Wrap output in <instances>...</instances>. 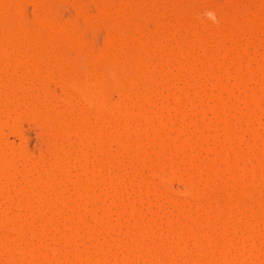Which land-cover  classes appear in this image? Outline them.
<instances>
[{
    "label": "rangeland",
    "instance_id": "374dc122",
    "mask_svg": "<svg viewBox=\"0 0 264 264\" xmlns=\"http://www.w3.org/2000/svg\"><path fill=\"white\" fill-rule=\"evenodd\" d=\"M16 1H18V4L16 3ZM16 1H14L15 3L13 1H10V0L8 3L6 1L7 6L10 5L9 9L11 11L9 10L10 13L8 12V14L6 13L7 11H5V13H6L5 18H4V16H5L4 11H3L4 15H2L3 13H2V11H0V17L3 16L0 19L4 23H6V25H9L11 27L15 24H20V23L28 24L31 27L30 31H29L31 33V35H29L30 33L28 32L29 34H27V36H26V39H25L26 41L24 40V43H26V45L23 46L20 44V42H19V44H16L17 46L21 45L22 48L19 46L20 48L17 50L18 47L16 45H14V46H16V47H13L15 52H13V49L10 50L11 52L9 51L11 53L9 56V57H11V60H10V58L8 59V57L6 59H4L6 56H3V59L0 62V69H1L0 75H2L0 77V119L2 121L1 122L2 126L0 127V135H1L2 140L0 143L2 144L3 147L5 146L7 151L10 150L9 147H11V149H12L11 151H9V154L7 151H5V152H7V154L5 155L6 158H10L9 155L11 156V158H13V156L14 157L16 156L15 157L16 164L19 163V165H17L19 170L17 169L18 172H15V174L13 176L15 181L12 180L10 183L7 182V184H6V180L4 179V177L0 176L1 177L0 178V186H1L0 187V203H1L0 204V217H2L3 215H7V217L10 216V218H11V216L16 217V218L12 217L10 219V221L5 222V224L0 221V236H1L0 237V251H1L0 252V264H56V263H58V264H67V263L68 264H90V263L91 264H96V263L97 264H100V263H102V264H132L133 262L136 264L137 263L138 264H165V262H166V264H173V263L174 264L175 263L176 264H182V263L183 264L184 263L185 264H228V263L229 264H264V180H263L264 179V167H263L264 166V141H263L264 140V112H261V110H257V108H254L256 106L255 103L253 104L254 107H253V105L250 106L254 109L249 108V104L251 103L250 102L251 101L250 96H252V97L258 96V99H259V97L262 99L260 101H263V102L261 104V102L259 101L260 103L258 105V108H259L260 104L262 107L264 106V74H261V72H260V69L261 70L264 69V66H263V69H262V67H260L261 63L264 60L259 61V63H258V61L255 62L256 61L255 59H257L258 57H260V60H262L261 58L263 56L261 53L260 54L257 53L256 58H254V55L252 56V53L255 54L253 51H255L256 48H257L256 52L258 50L262 52V49H263L261 46L255 45V44H258L255 41L258 42V39H260L264 36V31L263 30L261 31L263 33L262 34L263 36L261 35V33L259 31L260 29H262L261 25L264 24V20H263L264 19L263 18L264 17V11H263L264 10V0H194L196 3L192 2V0H190V1L189 0H161L162 2L160 0L159 1L158 0L157 1L156 0H16ZM11 2H13V3H11ZM125 2H126V4H125ZM43 3H45V4H43ZM191 3H192V5H191ZM128 4H130V6ZM160 4H162V5H160ZM124 5H125V8H123ZM140 5H141V7H140ZM110 6H111V8H110ZM119 6L122 7V9H120ZM49 7L51 8L50 10H52L50 12H49ZM79 7H81V8H79ZM114 7H115V9L117 7L121 11H118L119 13L113 12L114 13L113 14L110 11L111 10L114 11L113 10ZM163 7H164V9H163ZM188 7L190 9H192V11L190 9H188L189 13L186 11ZM217 7H219V8H217ZM104 8H106L105 10H107V12L112 13L113 16L110 13H107V15H105V13H102L101 10H103V12H104ZM221 8H223V10ZM19 9H20V11H19ZM15 10L16 11L18 10V11L16 12ZM44 10L46 12H44ZM22 11H24V12H22ZM161 11H163V12H161ZM225 11H227L228 13H226ZM147 12H149V13H147ZM82 13H83V15H82ZM183 13L184 14L188 13V15L191 17L190 19L192 21V24H194V25H196V23L198 24V25H196V26H198V29H195V30L201 31L200 26H203L204 24H205V26H206V24L211 25V27H208V28H209V30L213 29L212 31L216 32V34H214V35L218 39L220 36L219 33L225 34V37L223 36L225 38V40H226V38H228V36L230 37L231 36L230 30L232 29V27L235 30H237L235 32V30L232 29V31H234L235 34L239 33V35H240L241 32L242 33H243V31L245 32V29L243 30L241 28L243 31L239 30V28L242 27L241 24H243V27H244V23L248 24L250 26L249 30H248L249 27H244V28H247L246 30L249 31V34L245 32L244 36L242 33H241L242 35L238 36V38H240V39H238V41L242 40V42L239 41L243 44L242 47L248 48L247 50H249L248 51L249 56H248V54L247 55L245 54L246 49L243 52L242 48H239L238 44L235 45L234 43H232L233 42L232 40L226 41L227 42L226 45H228L229 49H231L230 47L232 44V45H235V47H238L239 50H241V51H239L238 48H234L235 52H236V50H238L239 54L242 53L241 55H238V56L243 55L242 56L243 58L239 57L237 59L238 56L235 53L234 55L236 57H234V60L236 59L235 60L236 62L234 60H233V62L236 64L240 63V64H238V66L243 65L244 68L246 67L245 70H247L249 72V74H250V71L248 69H252V68L256 67L257 64H260L258 66L260 68L259 72H257L258 71L257 68H256V70H254L255 68L253 69V71H256V73H260V74H256L255 72L252 73L253 75L250 74L251 75L250 78L251 77H253V78H252V80L249 79V82L247 81L248 80V78H247L248 72L245 71L243 68V73H247L245 76H243V78L246 77L245 79L247 81V85L250 86V88L248 87L245 89V90L248 89L247 91L243 92V89L245 88V86H244V88L242 85H241V87H239L238 83H240L239 79H241V77L237 78V80H236V78H235L236 75L235 76H231V75L228 76V74L230 72L228 73L226 71H223V69L221 67H220L221 69L215 68V67H217L216 66L217 63L213 62V59L208 60L209 57L206 59V57L208 55L205 57L207 63L204 61V55H203L204 51L199 46V45H201V41H199V40H200V38H203L202 35L200 37V34H202V33L200 32V34H199V31L198 32H196V31L192 32L191 31L193 29V28L191 29V27H190L191 24H190V26H188L189 22H191V21H185L187 19V16H185L186 14L184 15ZM218 13H219V15H218ZM42 16L43 17L47 16L48 19H50V17H52L54 19V22H59L61 24H62V22H63V24L65 23V25H63V24L62 25L65 26L66 29L69 27L67 30L68 34H67V31L65 32L66 29L65 30L63 29L64 30V32H63L62 27H61V30L59 29L60 31L58 32L57 30H55V28H52L54 30H50L51 29L50 25H49V27H47L46 26L47 24L44 25V23H42L45 27V28H42V25L39 24L40 22H43L42 21L43 19L41 18ZM189 16H188V18H189ZM256 16H258V17H256ZM259 16L260 17L262 16L261 17L262 21L259 20V19H261ZM221 17L224 19H220V20H222V21L227 20L228 22H226L224 24H223V22L221 23V21H219V18H221ZM37 18H39V19H37ZM238 18L240 19V21ZM250 18L252 19V21L255 19V21L257 22V24H256V22L253 21L256 24L255 32L258 31V33H260L258 35L260 37L259 38L256 37L257 39L255 38V40H253L254 35L257 36V34L253 31V29L255 28V24L253 25V23H252L250 25V21H251V20H249ZM40 19H42V20L40 21ZM241 19H243V20L246 19V20H245V22L244 21L242 22ZM256 19L259 21H257ZM46 20H44V21H46ZM187 20H189V19H187ZM235 20L239 23L237 24L236 22H234ZM2 21H1V23H2ZM37 21H38V23H37ZM160 21H161V23H159ZM164 21H166V22H164ZM167 21H170L169 24ZM260 21L263 23H261ZM171 22H172V24H171ZM186 22L188 24L187 25L188 27L187 26L186 27L187 28L190 27L189 32L187 33L184 30V32L182 31L179 34H175V36H173L172 33L176 32V29L178 30L180 28L181 24H179V23L186 25ZM240 22H242V23L240 24ZM258 22L261 24H259ZM71 23H73V24H71ZM235 23H236V25H235ZM233 25H235V26L238 25V26L235 28ZM259 25H260V29H258ZM65 27H63V28H65ZM126 27H128V28H126ZM216 27H218V31L216 30L217 29ZM219 27H220V29H219ZM251 27H253V28H251ZM7 28H9V27H7ZM7 28H6V32L4 31L5 34L6 33L8 34V32H9L7 30ZM194 28H196V27H194ZM263 28H264V26H263ZM11 29H10V31H12ZM72 29H74V30H72ZM161 30L164 32H162ZM211 30L209 31V35H211V33H214ZM239 31H241V32H239ZM2 32L0 29V40H2L1 38H4V37H5L4 39L6 40L7 36L3 33L5 35L4 36L2 34ZM37 32L38 33L41 32L40 35L43 37L46 36L48 34V32H49L48 35H50V37L54 33L55 36L53 35V37L55 39H53V42H54V40L56 41V43L58 42L59 47H58V43L56 44L55 42H54V47L56 46L57 48H54L52 45H49L50 47L45 46L44 49H42L44 45H42V47L41 46L40 47L34 46L35 41L33 38L36 39V34H37V37L40 36ZM71 32H73V34ZM217 32H218V36H216ZM32 33H33V35H32ZM10 34H13V33H10ZM252 34H254L253 38L249 36V35L252 36ZM108 36L109 37L115 36V38L113 37L114 41H112L114 45L111 43L113 45V47L108 45V40H109ZM242 36H243V38H245V36H248V39H249V40L247 39L248 43H252V40H253L255 46L252 47L253 44L251 46V44L244 43L245 42L244 39H241ZM57 37H58V39H56ZM147 37H149V38H147ZM215 37H213V39H212V35L210 37L207 35V37H206L207 40L205 42H207V44L209 43V45H211L214 48L215 44L218 46V44H217L218 41H216L217 38H215ZM220 37H222V35ZM120 38H121V41H120ZM214 38L216 40H214ZM145 39H146V41H145ZM27 40L29 41V43H30V40H31V42L32 41L34 42V43L32 42V43L28 44V45H31L32 47L34 46L33 49H32V47L30 48V46L27 45V42H28ZM76 40L79 42H77ZM263 40H260V41H262V45L264 47V43H263L264 41ZM229 41H232V42L229 43ZM70 42H71V44H70ZM121 42H122V44H121ZM144 42H147V43H145V45H144ZM21 43H23V42H21ZM74 43H76V45ZM190 44L192 47H190ZM244 44H246V46ZM209 45H207L208 49L211 47ZM248 45L250 48L248 47ZM9 46H8V49L10 47L12 48V44L10 47ZM51 46L53 48L52 50H51ZM77 46H79V47H77ZM107 46H109V47H107ZM161 46H162V49H161ZM121 47H123V48H121ZM168 47L170 48V50ZM212 47L209 50H211ZM36 48H38V49H36ZM39 48H41V49H39ZM215 48H216L215 49L216 51L220 50L216 46H215ZM154 49H155V51H154ZM188 49L190 50V54H187V53H189ZM191 49L193 50V53H194L193 57H195L196 59L203 58L201 60L199 59V61L203 60L205 62V65H206L205 66L203 62L202 63L200 62L202 65H204V67L206 69L203 68L202 71L203 72L205 71V72L202 73L201 76L198 75L199 78L197 75H195L196 73L195 74L193 73L194 71L192 72V71L188 70V69H190V65H188L189 68H187V64H189V63H186V61L190 60V58H193V57L187 56L188 59H186L185 55L186 54L192 55L193 53H192ZM171 50L173 52H175V54H176V55H174V57L176 56L175 59H177L175 61L173 60L174 58L173 59L171 58V56H173V55L168 54V52ZM101 51L103 53H101ZM201 51H203V53H201ZM221 51H223V50H220L219 52H221ZM82 52H85V53L88 52V53L93 54V56L91 54H89V55H91V57L89 56L90 58L88 57V53L86 55L84 54L85 57H88L87 59L89 62H87L85 57H83ZM113 52H115V53H113ZM238 52H237V54H238ZM34 53H35V55H34ZM50 53H51V55H50ZM124 53H126V55ZM197 53L198 54L201 53L199 55V58H198ZM221 53H224V52H221ZM262 53H264V52H262ZM12 54H14V55H12ZM15 54H17L16 55L17 57H15ZM19 54H22V55H19ZM53 54L54 55L58 54V55L55 57ZM244 54L248 58H245ZM96 55H99V56H96ZM168 55H170L171 59L170 58L169 59L171 61L168 60V58H167ZM38 56H40V57H38ZM141 56L142 57L144 56L143 62H142ZM12 57H14V59ZM26 57H28V58H26ZM250 57H252V58L249 59ZM18 58L21 59V61L19 60L21 63L19 62V63L14 64L15 62H12V61H18ZM22 58H23V61L25 58H26V60L29 59L30 61L25 60V62H23ZM122 58H123L124 62L126 61V64L123 62ZM150 58H152L153 62L150 61ZM41 59H43V60L45 59L44 62L46 64H47V61L50 62V60H51V62L50 63L48 62V64H49V66H52V68L54 70L48 66L45 67L46 65H44V62L43 63L38 62L39 64L40 63L42 64V65L40 64L41 67H39V64L37 63V61H42ZM242 59H244V60H242ZM253 59H254V61H253ZM5 60H7V61L5 62ZM32 60H35V61L33 62ZM54 60H56V62H53ZM85 60H86V62H85ZM192 60L195 61L194 58L191 59V61ZM229 60H230V57H229L227 62H228V64H230V66L228 68L232 72V68H234L236 66V64H235V66H233V64H232L233 62L230 63L231 60L230 61ZM8 61H10V62H8ZM114 61H116V63ZM118 61H121L122 64L124 66H126V68H128V70H127L124 67L125 69H123V70H126L130 76L134 77L135 75L138 76L139 74H141V75L143 74L142 77H140V79L142 78V82L138 81V84H137L138 86L136 85V87H133V86L130 87L131 91L129 90V93L132 92V90L134 93L135 92L139 93L140 92L139 90L141 89L142 92L139 93V95L143 94V96H141V97L144 99V95H146V97H147V95L149 94L148 96L150 98L148 99V97H147V101L150 100L151 103L150 102L147 103L141 97H140L141 98L140 99L138 97V95H137V97L139 99L135 95L134 96L137 99L133 95H130V96H133L132 98L135 100H133V99L128 100L129 98L125 99L126 95H125V97L122 95L123 93H121L118 86L114 84V79L112 80L113 73H116V72H114V70L117 71L113 67L116 66V64L118 65ZM197 61L198 60H196V62ZM26 62H27V64H26ZM154 62L157 63L158 65H156L157 69H155V71L152 73L151 71L154 70L153 67L155 66ZM241 62H242V64H241ZM33 63H35V64L37 63V65H36L37 71L36 72L34 69L35 65L32 66ZM51 63H52V65H51ZM162 63H163V65H162ZM166 63L168 64L169 67L166 66L167 65ZM200 63H198L199 66H200ZM211 63H213V66H215V67H213ZM19 64H21L22 67ZM23 64L25 67L23 66ZM17 65H18V67H16ZM26 65H28V66L31 65L32 67L27 68ZM94 65L98 66L95 68H96V70H98L97 72L100 74V75L98 74L100 76V78L103 76L101 78V80L103 79L104 84H106L105 89H104V87L102 88V90L100 88H97L100 91L96 89L97 94L96 93L95 94L97 96H99L98 98H99V100L101 99L100 101L97 99V97L96 98L94 97L92 99H85L84 98L82 100L83 97H80L78 94H76L77 93V91H75L76 90V84L80 83V85H82L84 83L87 86H89V83L91 84V78L89 77L88 71L91 68V66H94ZM152 65H154V66H152ZM181 65L184 66L185 69H182L184 67H182ZM231 65L233 67H231ZM252 65L254 67H252ZM263 65H264V62H263ZM55 66H56V68H55ZM61 66H63L64 69ZM146 66H147V68H146ZM179 66H181L180 70H183V71H182L181 75L179 74L176 76V73H177L176 70L179 69ZM209 66H212L213 73L210 71L209 68H211V67H209ZM240 66H239V68H240ZM176 67L178 69H176ZM247 67H248V69H247ZM239 68H237V69H239ZM27 69H28V71H26ZM33 69H34V71H33ZM140 69H141V71H140ZM200 69H202V67ZM216 70L218 71V73L220 72L221 76H223V77L227 76V78L225 77L224 80L221 79V80H223L222 83H226L225 79L227 81V84H222L223 87H224V85H228V87L233 88L231 91L232 93H233V90H235L233 95L229 90L228 93L231 94L230 98H227V97H229L230 94L228 95L226 93V91H223V89L224 88L227 89V87L223 88L222 85L219 84L221 82H218L217 80H216V83L218 82V84L221 87L215 83L214 79L216 78V76L213 78V74H214V72L217 73ZM235 70H233V72H232L233 75L236 73V72H234ZM43 71H45V72H43ZM60 71H61V73H60ZM126 71L124 73H127ZM200 71H198L199 74H200ZM26 72H28V74ZM163 72L164 73L166 72V73L164 74ZM190 72H191V74H190ZM262 72H264V70ZM218 73H217V75H218ZM254 73L258 77L257 79H256V76L254 75ZM51 75H52V77H51ZM68 75H69V77H68ZM182 75H184L185 77ZM64 76H66V77H64ZM152 76H153V78H152ZM254 77H255V79H254ZM15 78H17V79H15ZM48 78H49V80H48ZM178 78L180 81L178 80ZM26 79H27V81H26ZM62 79H63V81H62ZM72 79H74V80L76 79V81L73 82ZM78 79L79 80L81 79V81L79 82ZM70 80L72 81V84L69 83ZM158 80H160V83H158ZM246 81H244V82H246ZM254 81H256V82H254ZM20 82L23 84H21ZM43 82H45V83H43ZM76 82H79V83H76ZM242 82L243 81H241V83ZM244 82H243V84H244ZM107 83H108V85H107ZM231 84L233 85L232 87H231ZM213 85H214V87H213ZM29 86H31V87H29ZM25 87H27V88H25ZM24 88H25V90H24ZM152 88H154V89H152ZM180 88L181 89L183 88V89L181 90ZM136 89H137V91H134ZM143 90L144 91L147 90L148 93L145 94V92ZM252 90H254V91H252ZM173 91H174V93H173ZM203 91H205V92H203ZM23 92H24V94H23ZM98 92H99V94H98ZM133 92L130 94H134ZM155 92H156V94H155ZM192 92L193 93L196 92L194 96H193ZM184 93H186V95ZM205 93H207V94H205ZM253 93L255 96H253ZM256 93H258V94H256ZM103 94L105 97L103 96ZM210 94L215 95L216 97L213 96V97H215L213 99V98L209 97V96H211ZM250 94H252V95H250ZM75 95H77V96L75 97ZM175 95H177V96L181 95L182 101L180 100V96L178 97V99H176L177 96H175ZM78 96H79V101H78ZM101 97H103V98H101ZM155 97H156V99H155ZM174 97H176L175 100H174ZM105 98L107 100H105ZM162 98H163V100H162ZM216 98H218L217 101L215 100ZM192 99L194 100V102L192 101ZM199 99H200V101H199ZM202 99H204V100H202ZM137 100H139V101L141 100L140 102H142V100H143V104L142 105H141V103L139 104V102ZM157 100H158V102H157ZM190 100L192 101L191 103H190ZM27 101H30V102L27 103ZM50 101H52V102H50ZM55 101H56V103H55ZM133 101H134V105H131V104H133ZM136 101H137V103H135ZM103 102L104 103L106 102V104H104ZM154 102H156V104ZM160 102L163 104V106H161L162 104ZM216 102H218L219 104ZM51 103H53V104H51ZM118 103L121 105L119 106ZM125 103H126V106L128 107V109H130V111L127 110L129 112V114L131 111L133 112V110H134V113H136L137 110L139 112L142 110V112L144 113V117L139 116L136 120L132 121L130 118L132 117L133 113L129 116L124 115V114H126L124 112L125 111L124 109H127V107H126V108L122 109L123 110L122 113H124L122 116V119L120 120L119 118H117L118 116L116 114H118L119 111L118 112H116V111L121 109L122 106L124 107ZM194 103H196L197 106ZM144 104H145V106L143 107ZM185 104H186V106H185ZM232 104L234 106H232ZM214 105H215V108H214ZM210 106H212V107H210ZM216 106H217V108H216ZM70 107H72V108H70ZM173 107H174V110H173ZM176 107L179 108L180 110L177 109ZM228 107L229 108L231 107V109H229ZM108 108H109V110H108ZM42 109H44L45 111H43ZM143 109H145V111H148L147 118H146L147 112H144ZM152 109H154V110H152ZM161 109H162V111H161ZM176 109L178 111L175 114ZM203 109H205V110H203ZM77 110L80 111L81 113L80 112L77 113L78 112ZM151 110H152V112H151ZM163 110H164V112H163ZM168 110H170L169 111L170 113L167 112ZM230 110H232L231 113L229 112ZM236 110H239L240 112L237 111L236 114H234V112ZM73 111L75 113H77L78 115L73 113ZM215 111L218 112V117L216 116L217 118L214 117V115L216 113ZM242 111L245 112L246 114L250 113V116H249L250 118L247 117L248 119L246 120V118L244 117L246 115L244 114V116H243ZM88 112L90 113L89 117H91V121L86 120V122H88V123H86V122H83V120H82V122H81L80 118L81 117L84 118L86 113H88ZM128 112H127V114H128ZM162 112H163V114H162ZM106 113H107V115H106ZM180 113H182V114H180ZM240 113H242V116ZM8 114H10L11 116L9 115L10 116L9 117ZM91 114L93 117L91 116ZM95 114H96L97 118L94 116ZM136 114H138V113H136ZM42 115L48 116L49 120L45 119V121L42 123L43 119H40V118H43ZM161 115H163V116H161ZM219 115H222V116L220 117ZM231 115H234L238 118L231 116ZM125 116L127 117V119L123 118ZM11 117L13 118V120ZM17 117L19 120L17 119ZM38 117H40V118H38ZM128 117H130V118H128ZM165 117H167V118H165ZM223 117H225V120L229 119V121L230 120L235 121V119H237L240 122L235 121L234 123H236V128L233 127V129H232L231 126H233V125L230 124L231 126L229 125L230 127H228L227 125H225L223 123L224 121L216 120L219 118L223 119ZM240 117H243V119H245V121H243V119H241ZM83 118H81V119H83ZM104 118H105V120H103ZM96 119H97V121H96ZM147 119L149 122L146 121ZM47 120H48V122H47ZM160 121H162L165 126L164 125L162 126L161 125L162 123L160 124ZM197 121H198V123H197ZM89 122H91V124ZM103 123H105V124H103ZM155 124H157V125H155ZM158 124H160L161 129L165 128L164 133L162 132L163 129L161 130ZM67 125H69V126H67ZM90 125H91V127H90ZM61 126H62V128H61ZM154 126L155 127L157 126V128L155 129ZM179 126H180V128H179ZM185 126L187 129L184 128ZM203 127H204V129H203ZM91 128L92 129L94 128V129L92 130ZM211 128H213V129H211ZM228 128H230V129H228ZM76 129H77V132L75 131ZM66 130H67V132H66ZM97 130H101V132L100 131L98 132ZM116 130H117V132H116ZM155 130H156V132H155ZM182 130H184V132L185 131L186 132L184 133ZM196 130H199V131L201 130V132L203 131V133H205V134L201 135L203 133H201L199 131L196 132ZM228 130L229 131L231 130V132L229 133ZM86 131H88L87 134H85ZM154 132L156 133V136H155ZM181 132H183V133L181 134ZM99 133L100 134L102 133L101 136ZM84 134H85V137H84ZM160 135H161L163 140L161 138H158V137H160ZM177 135L179 137H183V138L186 135H187V137L192 136L193 139L196 138L194 140V142L192 141L193 139H190V140L192 141L193 144H195V142H196V144L198 143L196 145L197 147L195 146V149H194L193 146L188 147V144H184V146L179 145L181 143L178 144V142L175 141L176 140L175 137H177ZM152 136L157 137L158 139L157 138L154 139ZM164 136H165V138H164ZM179 137H177V138H179ZM81 138H83V139H81ZM155 140H157V141H155ZM159 140H160V142L162 141V143H161L162 146L160 145V148H159V144H158ZM173 140H174V142L172 143ZM179 140H180V138H179ZM59 142L63 143L64 145L60 144ZM87 142H88V144H93V145L90 146L87 144ZM150 142H151V144H149ZM175 142H177V143H175ZM216 143H218V144L216 145ZM8 144H9V146H8ZM55 144L56 145L58 144L57 145L58 148L63 147L65 149H67L68 154L66 153L65 154L66 156H64V154L55 153L53 151V149L55 147H57V146L53 147V145H55ZM135 144H137V145H135ZM157 144H158V146H157ZM173 144H175V145H173ZM139 145H141V146L139 147ZM199 145H202V146H199ZM250 145H252L251 148H249ZM89 146L91 148H89ZM161 147L162 148L165 147L166 151L163 150L164 151L163 152ZM155 148L159 152H154V151H157ZM22 149L23 150L25 149L26 153H24L25 150L23 152ZM79 149H81V150H79ZM131 149H132V151H131ZM140 149H143V150L140 151ZM202 149H203V151H202ZM80 151H81V153H80ZM218 151H222V153L223 152L224 153L222 154L221 152H218ZM244 151L246 152L245 155H247V156L242 159L241 152H244ZM93 152L95 154L96 153L97 154L95 155ZM147 152H149V153H147ZM165 152H166V154H165ZM10 153H13L12 154L13 156ZM23 153H24V155H23ZM219 153H221L222 156L224 155L225 159L224 158L220 159L221 155H219V158L216 157V156H218ZM79 154H80V157H82V158L78 157ZM21 155H23V156H21ZM59 156H60V158H58ZM142 156L144 158H142ZM153 156H155V157H153ZM136 157H138V158H136ZM53 158H54V160H53ZM77 158H80V160H78ZM158 159H160V160H158ZM56 160H58V161H56ZM76 160H78V161H76ZM117 160H118V162H117ZM123 160H124V162H123ZM84 161L85 162L87 161V162L85 163ZM153 161L156 163L154 164ZM219 161H220V163H219ZM48 162H49V164H48ZM102 162L104 163V165ZM107 162H109V163H107ZM22 163H23V165H22ZM68 163L70 166L67 165ZM157 163H159V165ZM62 164L67 166V170H71V172L69 171L70 173H68V171L65 170V171H67V173H66L64 170H62L63 169V168H61ZM79 164H82V165H79ZM241 166H243V167H241ZM112 168H113V170H112ZM213 168L214 169L216 168V170H214V173H212L213 170L212 171L210 170ZM233 168H234V170H233ZM93 169L96 170V172H100V174L102 176H104L105 178H103V180L101 178L102 181H100V180H98V179H100L98 176L93 177L94 175H90L93 173V172L90 173V171ZM97 170H99V171H97ZM223 170H224V173H223ZM207 171H209L208 173H212L213 175L212 174H210L211 176L209 174L207 175L206 174ZM25 173H26V175H25ZM117 174H120L118 176H120V178H122V181H123L122 183H121V180L119 179V177L116 176ZM121 174H123V176ZM67 175H68L70 180L67 179L68 178ZM101 175H99V176H101ZM33 176H36V177L39 176L37 178V180H38L37 183H33L31 181L33 179ZM52 176H53V178H52ZM81 177H83V178H81ZM86 178H87V182L90 183L89 184L90 188H89L88 192H84L82 189H80V186L78 185L79 182H77V181H81L83 179L86 180ZM58 179L63 180L61 185L62 186L64 185L65 187L64 186L63 187L62 186L55 187L56 186L55 182L58 181ZM94 179H97V180H94ZM224 179L227 180V182H225ZM109 181H111V182H109ZM14 183H15V185H14ZM98 183H100V184H98ZM22 184L24 185V187L29 192H33V193L29 194V196H30L29 202H31V201L32 202L30 204H28V206H27V204L24 203L25 202L24 201L25 196H23L22 192L19 191V189H18L20 186H22ZM116 184H117V186H116ZM67 185L70 187H68ZM101 187L103 188V190H105L104 192L101 189ZM1 188H3V189H1ZM105 188L108 191H106ZM186 188H187V190H186ZM40 189L43 191L42 193L39 192ZM117 189H118V191L121 190L120 193L123 192L122 194H124L125 197H121L119 192H115V191H117ZM194 189H195V191H194ZM191 191H193V192H191ZM38 192L40 194H38ZM77 192L78 193L81 192V194L79 193L80 194L79 204L78 203L75 204L76 203L75 201L70 200L72 197H74V195ZM90 192H91V194L101 193L102 199L95 201L94 197L90 196L91 195ZM16 193L18 194V196ZM105 193H108V194H105ZM113 193H115V194H113ZM145 193H147V194H145ZM9 194H10V196H9ZM110 194H112V195H110ZM118 194H119V196H118ZM13 195H14V197H13ZM102 195H103V197H102ZM104 195L107 197V199ZM2 196L4 198H2ZM40 196H41V198H40ZM68 197H69V200L71 202L68 201V199H67ZM91 197H92V199H91ZM120 198H122V199H120ZM127 198H129V199H127ZM113 199L117 203V205H115V206H114V204H116V203L113 201ZM143 199H146V201ZM180 199H181V201H180ZM122 202H124L125 204ZM52 203H54L52 205L53 207L51 206ZM175 203H176V205H175ZM57 204H58V206H57ZM82 204H84L83 206H85L84 208H86V209L82 208V206H81ZM108 204H109V208L111 207V209L108 208V214L110 213V210L112 212L110 213V215L107 214V216H108V218H107L106 213H105L106 211L103 209H104V206H105V208H107ZM90 205H92V206H90ZM102 205H104V206H102ZM77 206H79L80 208ZM183 207H184V209H183ZM209 207H210V209H209ZM141 208L143 209V211ZM228 208H231V210H228ZM53 209H55V210H53ZM133 209H136L135 210L136 212H134ZM224 209H226V211L228 210L229 213L232 212V209H234L235 211L233 210V212L231 213L232 216H229V218H228V216H227L228 212L226 213ZM257 209H259L260 212ZM140 210H141V212H140ZM10 211H11V213H10ZM146 211H148V212H146ZM158 211H159V213H158ZM189 211H191V212L194 211V212L192 214ZM201 211H203V212H201ZM222 211H224V212H222ZM199 212H200V214H199ZM75 213H77V214H75ZM104 213H105V216H104ZM224 213H226V214H224ZM1 214H2V216H1ZM38 214L39 215L41 214L40 217L43 220L37 216ZM78 214H81V215H78ZM118 214L120 215V217ZM111 215H112V217H111ZM192 215H194V216L196 215V219H194L195 217L193 218ZM228 215H230V214H228ZM102 216L104 217V219H106V221H102ZM20 217H22L21 220H20ZM74 217H76V218H74ZM79 217H81V221L78 219ZM82 218H84V220L86 218V220L84 221ZM197 218L198 219L200 218L199 220H201L203 218L202 220L205 223L201 222L202 220L198 221ZM50 219H51V221H49ZM107 219L110 220V223H109V221H107ZM25 221H26V223H25ZM43 221H46V222H43ZM251 221H252V223H251ZM74 222H75V224H74ZM105 222H108V223H105ZM182 223L184 225H182ZM250 223H251V225H250ZM28 224H30V225H28ZM72 224L75 226L78 225L77 231L73 230L74 227L73 226H72L73 228L71 227ZM37 225H39V226H37ZM191 225H192V227H191ZM32 226L35 227L33 230L31 229ZM79 226H81V227H79ZM137 226L141 227L142 230L144 228L145 231L146 230L150 231L153 229L154 233L152 231H150L152 233L149 234L148 233L149 231L148 232L146 231V233H147V235H146L145 231L143 230L142 235H135L136 233H138L137 232L138 230H136V229H139ZM65 227H67V228H65ZM93 227H94V229H93ZM189 227L192 228V229H190V231L187 229ZM193 228H194V230H193ZM85 230H86V232H85ZM140 231H141V229H140ZM140 231H139V233H140ZM64 234L67 236H70L73 240L71 239L72 241H66L70 237L69 238L66 237L67 239L65 240ZM156 234L158 237L156 236ZM176 234H178V235H176ZM60 235L62 237H59ZM74 236L76 237L75 240H74V238H75ZM77 237H79L80 239ZM262 239H263V241H262ZM76 243H79V244H76ZM135 243H136V245H135ZM47 244L49 247H47ZM74 244H76V246ZM77 245L79 248L77 247ZM233 245H235V247ZM228 247L231 248V250ZM245 247H246V249H245ZM80 248H82V249H80ZM179 248L182 250H180ZM222 248L223 249L225 248V250L228 249L227 251H229V252L224 254L225 251H223ZM174 249H176V250L179 249V251L176 252ZM50 250H51V252H50ZM166 250L168 251V253L166 252ZM182 251H183V253H181ZM192 251H193V253H192ZM231 252L234 254L232 255ZM25 253L27 256L24 255ZM185 253H186V255H184ZM230 253H231V256L233 257V260H231L232 258H230ZM227 254H229V255L227 256ZM161 256H163V257L161 258ZM47 257H48V259H47ZM70 258H71V260H70ZM128 258H130V259H128ZM183 258H185V259H183ZM228 258H230L229 259L230 262L232 261L231 263L226 262V261H229V260H225ZM164 259H165V261H162ZM155 261H157V262H155Z\"/></svg>",
    "mask_w": 264,
    "mask_h": 264
},
{
    "label": "bare ground",
    "instance_id": "6f19581e",
    "mask_svg": "<svg viewBox=\"0 0 264 264\" xmlns=\"http://www.w3.org/2000/svg\"><path fill=\"white\" fill-rule=\"evenodd\" d=\"M6 1H7V3L9 2V0H0V11H2V13H3V11H4V13H5V11H7L6 13L8 14V12L10 13L11 10L9 9V8H10V5L7 6ZM10 1H13V2H14V1H16V0H10ZM156 1H157V0H156ZM158 1H159V0H158ZM160 1H161V0H160ZM189 1H190V0H189ZM13 2H11V3H13ZM120 2H121V1H120ZM133 2H134V1H133ZM161 2H162V1H161ZM192 2H195V1L192 0ZM14 3H15V2H14ZM16 3L18 4V1H16ZM96 3H97V2H96ZM136 3H137V2H136ZM187 3H188V2H187ZM195 3H196V2H195ZM5 4H6V5H5ZM43 4H45V3H43ZM123 4H124V3H123ZM125 4H126V2H125ZM257 4H258V3H257ZM21 5H22V4H21ZM128 5L130 6V4H128ZM145 5H146V4H145ZM160 5H162V4H160ZM191 5H192V3H191ZM107 6H108V5H107ZM213 6H214V5H213ZM22 7H23V6H22ZM101 7H102V6H101ZM117 7H118V6H117ZM117 7H116L117 10H116L115 7H114V8H113L114 11H112V10L110 9V10H111L110 12H112V13H113V12H115V13H116V12L119 13L118 11H121V10H119ZM119 7H120V6H119ZM140 7H141V5H140ZM190 7H191V6H190ZM195 7H196V6H195ZM202 7H203V6H202ZM229 7H230V6H229ZM249 7H250V6H249ZM19 8H20V7H19ZM23 8H24V7H23ZM79 8H81V7H79ZM108 8H109V7H108ZM110 8H111V6H110ZM123 8H125V5H124ZM128 8H129V7H128ZM217 8H219V7H217ZM247 8H248V7H247ZM21 9H22V8H21ZM50 9H51V8L49 7V12L52 11V10H50ZM105 9H106V8H104V12H103V10H101L102 13H105V15H107V13H110V12H107V10H105ZM120 9H122V7H120ZM163 9H164V7H163ZM188 9H190V8H189V7L187 8V10H186L187 12L189 11ZM221 9L223 10V8H221ZM240 9H241V8H240ZM9 10H10V11H9ZM23 10H24V9H23ZM154 10H155V9H154ZM157 10H158V9H157ZM173 10H174V9H173ZM190 10L192 11V9H190ZM225 10H226V9H225ZM15 11H16V10H15ZM17 11H18V10H17ZM17 11H16V12H17ZM19 11H20V9H19ZM123 11H124V10H123ZM217 11H218V10H217ZM263 11H264V10H263ZM22 12H24V11H22ZM44 12H46V11L44 10ZM80 12H81V11H80ZM131 12H132V11H131ZM131 12H130V13H131ZM161 12H163V11H161ZM173 12H174V11H173ZM225 12L228 13L227 11H225ZM250 12H251V11H250ZM4 13H3L2 15H4ZM6 13H5L4 18L6 17ZM97 13H98V12H97ZM112 13H110V14L113 16L114 13H113V14H112ZM147 13H149V12H147ZM170 13H171V12H170ZM188 13H189V12H188ZM188 13H187V14L185 13L186 15L183 13L185 16H187V19H189V20L186 19L185 21H191V19H190L191 17L188 15ZM199 13H200V12H199ZM230 13H231V12H230ZM230 13H229V14H230ZM260 13H261V12H260ZM131 14H132V13H131ZM131 14H130V15H131ZM156 14H157V13H156ZM2 15H1V16H2ZM20 15H21V14H20ZM42 15H43V14H42ZM82 15H83V13H82ZM103 15H104V14H103ZM108 15H109V14H108ZM122 15H123V14H122ZM164 15H165V14H164ZM170 15H171V14H170ZM218 15H219V13H218ZM232 15H233V14H232ZM123 16H124V15H123ZM131 16H132V15H131ZM165 16H166V15H165ZM185 16H184V17H185ZM188 16H189V18H188ZM2 17H3V16H2ZM2 17H0V18H2ZM85 17H86V16H85ZM163 17H164V16H163ZM232 17H233V16H232ZM253 17H254V16H253ZM256 17H258V16H256ZM259 17H260V16H259ZM261 17H262V16H261ZM261 17H260V18H261ZM20 18H21V17H20ZM41 18H42L43 20L40 19V21L42 20L43 22H40L39 24L42 25V28H45L44 25L47 24V25H46L47 27H49V25L51 26V29H50V30H54V29H52V28H55V30H57V31L59 32V31L61 30V27H62V30H63V29H64V30L66 29V27L63 26V25H65V23L63 24V22H62V24H63V25H62V24L59 23V22H54V19H53L52 17H50V19H48L47 16H46V17H45V16H44V17L42 16ZM89 18H90V17H89ZM109 18H110V17H109ZM156 18H157V17H156ZM175 18H176V17H175ZM216 18H217V17H216ZM263 18H264V17H263ZM37 19H39V18H37ZM46 19H47V20H46ZM99 19H100V18H99ZM126 19H127V18H126ZM150 19H151V18H150ZM167 19H168V18H167ZM220 19H224V18H222V17L219 18V21H221V23L223 22V24L226 23V22H228L227 20H226V21L224 20V21H225V22H224V21H222V20H220ZM238 19H239V18H238ZM243 19H244V18H243ZM243 19H241V21H242V22H243V21L245 22V20H246L247 18H246L245 20H243ZM253 19H254V18H253ZM257 19H258V18H257ZM257 19H256V20H257ZM44 20H46V21H44ZM93 20H94V19H93ZM93 20H92V21H93ZM157 20H158V19H157ZM236 20H237V19H236ZM236 20H235L234 22H236V23L238 24L239 22H237ZM249 20H251V21H250V25H251L252 23H253V25H254V24H255L254 22H256L255 19L253 20L254 22L252 21L251 18H250ZM259 20L262 21V18L259 19ZM259 20H257V21H259ZM263 20H264V19H263ZM1 21H2V20L0 19V24H1V25L3 24L2 26L0 25L1 32L3 31L2 34H3V33L5 34V32H6V28H7V27H9L10 29L12 28V29H11L12 31H10V29L7 28V30L9 31V32L7 31L8 34H7V33L5 34V35L7 36V37H6L7 39L5 40V39H4L5 37H4V38H1L2 40H0V62L2 61L3 56H6L4 59H6V58L8 57V59L10 58V60H11V57H9L10 54H11V53H10V52H11L10 50L13 49V52H15L13 47H16V46H17L16 44H19V42H20V44L23 45V46L26 45V43H24V40L26 39L27 34L30 33L29 31H30V28H31L28 24H23V23L15 24V25H13V26L11 27V26H9V25H6V23H4L3 21H2V23H1ZM123 21H124V20H123ZM127 21H128V20H127ZM239 21H240V19H239ZM261 21H260V22H261ZM82 22H83V21H82ZM164 22H166V21H164ZM167 22H168V24H169L170 21H167ZM242 22H240V24H241ZM37 23H38V21H37ZM42 23H44V25H43ZM86 23H87V22H86ZM118 23H119V22H118ZM123 23H124V22H123ZM125 23H126V22H125ZM159 23H161V21H160ZM176 23H177V22H176ZM193 23H194V22H193ZM236 23H235V25H236ZM258 23H259V22H258ZM261 23H263V22H261ZM261 23H259V24H261ZM4 24H5V25H4ZM71 24H73V23H71ZM119 24H120V23H119ZM171 24H172V22H171ZM179 24H181V25H180V28L178 27L179 29H178V30L176 29V32H173V33H172L173 36H175V34H179V33L182 32V31L184 32V30L188 33L190 27H191V29H192V28L194 29V30H193V29L191 30L192 32H195V31L198 32V31H199V34H200V32H201L202 34H200V37H201V35H202L203 38H200L199 41H201V45H202V46H201V45H199V46L201 47V49H203V51H204V53H205V54H204L203 51H201V53H203V55H204V61L206 62V59L209 57L208 60H209V59H211V60L213 59V62L217 63V65H216L217 67L213 66V63H211L213 67L218 68V69H221V68H222L223 71H226V72H228V73L230 72V73L228 74V76H230V75H231V76H235V75H236V76H235L236 80H237V78H240V77H241V79H239L240 83H238V84H239V87H241V85H242L243 88H244V86H245V88L243 89V92L248 90V89L245 90L246 88H248V87L250 88V86L247 85V81L249 82V79L252 80L253 77L250 78V76L253 75V74H252L253 72L256 73V71H253L254 68H255L254 70H256V68H257V70H258L257 72H259V69H260V68H259L258 66H259L260 64H257L256 67H254V66L252 65V67H254V68H252V69H248V67H247V69L250 71V74H251V75H250L249 72H248L247 70H245L246 67L244 68L243 65H241L242 67L239 65V66H240V68H239L238 64H240V63L236 64V63L233 62L234 57H236V56L234 55L235 53H236L237 56L242 54V53L239 54V52H238L239 48H242V51H243V52H244L245 49H246V53H245V54H246V55L248 54V56H249V53H248L249 50H247L248 48H246V47H242V45H243V44L241 43L242 40H239V41H241V42L238 41V39H240V38H238V36H240V35H242V34H243V36H244V35H245V34H244L245 32L249 34V31L246 30L247 28H244V27H249V28H248V30H249V29H250V26H249L248 24H245V23H244V27H243V24H241L242 27L239 26V27H240L239 30L243 31V30L245 29V32L243 31V33H242L241 31H239V32L242 33V34L240 33V35H239V33H238V34H237V33L235 34V32H236L237 30H235V29L232 27V29H234L235 32L232 31V29H231V30H230V31H231V36H230V37L228 36L229 39L226 38V40H225V38H224V37H225V34H224V33H223V34H222V33H219V35H220V36L222 35V37L219 36V39H218V38L215 37V35H214V34H216V32L212 31L213 29H212V30L210 29L212 32H214V33H211V35H212V39H213V37H215V38H217V40H216L215 38H214V40L218 41V42H217L218 46H217L216 44H215V46H216L217 48H219L220 50H223V51H221V52H224V53L219 52L220 50L216 51V50H215L216 48H215L214 45H213V46H214V48H213L211 45H209V43L207 44V42H205V41L207 40V39H206L207 35H208L209 37L211 36V35H209V31H210V30H209V28H208V27H211V25L206 24V26H205V24H204L203 26H200V29H201V31H200V30H195V29H198V26H196V25H198V24L196 23V25H194V24H192V21L189 22V25L187 24V22H186V25H185V24H182V23H179ZM190 24H191V26H190ZM256 24H257V22H256ZM256 24H255V28L253 29L254 32H255V29H256ZM102 25H103V24H102ZM174 25H175V24H174ZM187 25L190 26V27L187 28V27H188ZM207 25H208V26H207ZM235 25H233V26L236 28L238 25H237V26H235ZM67 26H68V25H67ZM118 26H119V25H118ZM138 26H139V25H138ZM141 26H142V25H141ZM162 26H163V25H162ZM184 26H185V27H184ZM186 26H187V27H186ZM221 26H222V25H221ZM226 26H227V25H226ZM228 26H229V25H228ZM230 26H231V25H230ZM263 26H264V24L261 25L262 29H260V25L258 26L259 28L257 27L258 29H260L259 31H260L261 35L263 34L261 31H262V30L264 31ZM63 27H65V28H63ZM121 27H122V26H121ZM135 27H136V26H135ZM139 27H140V26H139ZM167 27H168V26H167ZM169 27H170V26H169ZM194 27H196V28H194ZM213 27H214V26H213ZM224 27H225V26H224ZM56 28H57V29H56ZM68 28H69V27H68ZM68 28L65 30V32L68 30ZM118 28H119V27H118ZM122 28H123V27H122ZM126 28H128V27H126ZM162 28H163V27H162ZM216 28H217L216 30L218 31V27H216ZM241 28H242L243 30H242ZM251 28H253V27H251ZM59 29H60V30H59ZM165 29H166V28H165ZM173 29H174V28H173ZM219 29H220V27H219ZM237 29H238V28H237ZM46 30H47V29H46ZM50 30H49V31H50ZM64 30H63V32H64ZM72 30H74V29H72ZM167 30H168V29H167ZM208 30H209V31H208ZM214 30H215V29H214ZM221 30H222V29H221ZM251 30H252V29H251ZM4 31H5V32H4ZM33 31H34V30H33ZM133 31H134V30H133ZM161 31H162V30H161ZM28 32H29V33H28ZM58 32H57V33H58ZM61 32H62V31H61ZM81 32H82V31H81ZM130 32H131V31H130ZM162 32H164V31H162ZM186 32H185V33H186ZM10 33H13L14 35H13V34H10ZM37 33H38V32H37ZM71 33L73 34V32H71ZM115 33H116V32H115ZM132 33H133V32H132ZM144 33H145V32H144ZM251 33H252V32H251ZM255 33L257 34V36H255L254 34H252V36L249 35V36L252 37V38H253V35H254V39H253V40H255L256 37H257V38L260 37V36H258V35L260 34V33H258V31H256ZM4 34H3V35H4ZM38 34L40 35L41 32H39ZM48 34H49V32H48ZM48 34H47L46 36H44V37L41 36V35H40L39 37H37V34H36V39L33 38L34 41H35V43L32 41V42L34 43V46H37V47H40V46H41V47H42V45H44L42 49H44L45 46H49V45H52V46L54 47V42L56 43L55 40H54V42H53V39H55V38L53 37L54 33H53V35H52L51 37H50V35H48ZM65 34H66V33H65ZM67 34H68V31H67ZM106 34H107V33H106ZM145 34H146V33H145ZM182 34H183V33H182ZM5 35H4V36H5ZM9 35H10V36H9ZM12 35H13V36H12ZM29 35H31V33H30ZM32 35H33V33H32ZM57 35H58V34H57ZM160 35H161V34H160ZM213 35H214V36H213ZM228 35H229V34H228ZM11 36H12V37H11ZM54 36H55V35H54ZM60 36H61V35H60ZM149 36H150V35H149ZM164 36H165V35H164ZM169 36H170V35H169ZM216 36H218V32H217V35H216ZM223 36H224V37H223ZM243 36L241 37V39H244V41H245L244 43L247 44V43H248V40H249V39H248V36H245L246 39L243 38ZM262 36H263V35H262ZM262 36H261V37H262ZM8 37H9V38H8ZM33 37H34V36H33ZM71 37H72V36H71ZM108 37H109V36H108ZM113 37L115 38V36H113ZM113 37L110 36V37H109V40H108V45H109V46H112V47H113V45H114L113 42H112V41H114V40H113ZM118 37H119V36H118ZM156 37H157V36H156ZM263 37H264V36H263ZM263 37L260 38V39H258V42L255 41L256 43H258V44H255V45L261 46V47L263 48V49H262V52H264V47H263V45H262V41H260V40H263V39H264ZM61 38H62V37H61ZM69 38H70V37H69ZM123 38H124V37H123ZM126 38H127V37H126ZM147 38H149V37H147ZM150 38H151V37H150ZM163 38H164V37H163ZM170 38H171V37H170ZM230 38H231V39H230ZM257 38H256V39H257ZM3 39H4V40H3ZM29 39H30V38H29ZM29 39H28V40H29ZM56 39H58V37H57ZM78 39H79V38H78ZM132 39H133V38H132ZM153 39H154V38H153ZM212 39H211V40H212ZM247 39H248V40H247ZM22 40H23V41H22ZM28 40H27V41H28ZM31 40H32V39H31ZM31 40H30V43H32ZM139 40H140V39H139ZM227 40H232L233 42H232V41H229V43L232 42V43H234L235 45L238 44L239 48H238V47H235V45H232V44H231V47H230L231 49H229V48H228V45H226V43H227L226 41H227ZM253 40H252V43H248V44H251V46H252V44H253L252 47L255 46ZM25 41H26V40H25ZM68 41H69V40H68ZM76 41H77V40H76ZM120 41H121V38H120ZM145 41H146V39H145ZM148 41H149V40H148ZM156 41H157V40H156ZM209 41H210V40H209ZM224 41H225V42H224ZM246 41H247V42H246ZM259 41H260V42H259ZM263 41H264V40H263ZM21 42H23V43H21ZM59 42H60V41H59ZM66 42H67V41H66ZM77 42H79V41H77ZM117 42H118V41H117ZM125 42H126V41H125ZM214 42H215V41H214ZM30 43H29V41H28V42H27V45L30 44ZM57 43H58V42H57ZM57 43H56V44H57ZM111 43H112L113 45H112ZM145 43H147V42H144V45H145ZM148 43H149V42H148ZM194 43H195V42H194ZM205 43H206L207 45L211 46L213 50H212V49L209 50L211 47L208 49V46H207ZM259 43H260V44H259ZM263 43H264V42H263ZM11 44H12V48L10 47ZM70 44H71V42H70ZM74 44L76 45V43H74ZM77 44H78V43H77ZM79 44H80V43H79ZM121 44H122V42H121ZM125 44H126V43H125ZM157 44H158V43H157ZM187 44H188V43H187ZM213 44H214V43H213ZM224 44H225L226 46H225ZM246 44H244V45L246 46ZM9 45H10V46H9ZM14 45H16V46H14ZM21 45H18V46H17V47H18L17 50L21 47ZM80 45H81V44H80ZM83 45H84V44H83ZM83 45H82V46H83ZM148 45H149V44H148ZM164 45H165V44H164ZM240 45H241V46H240ZM8 46H9L11 49H10V48L8 49ZM19 46H20V47H19ZM28 46H30V48L32 47L31 45H28ZM34 46H33V47H34ZM52 46H51V50L53 49ZM109 46H107V47H109ZM159 46H160V45H159ZM229 46H230V45H229ZM33 47H32V49H33ZM49 47H50V46H49ZM49 47H48V48H49ZM58 47H59V43H58ZM77 47H79V46H77ZM130 47H131V46H130ZM175 47H176V46H175ZM190 47H192L191 44H190ZM248 47H249V45H248ZM21 48H22V47H21ZM54 48H57V47L55 46ZM105 48H106V47H105ZM119 48H120V47H119ZM121 48H123V47H121ZM155 48H156V47H155ZM168 48H169V47H168ZM234 48H238V50H236V52H235V51H234ZM249 48H250V47H249ZM36 49H38V48H36ZM39 49H41V48H39ZM108 49H109V48H108ZM161 49H162V46H161ZM192 49H193V48H192ZM192 49H191V50H192ZM256 49H257V48H256ZM256 49H255V51L252 50V51L255 53V54L252 53V56L254 55V58H256V54H257V53H258V54L261 53L262 56L264 57V55H263L264 53H262V52L259 51V50L256 52ZM21 50H22V49H21ZM48 50H49V49H48ZM81 50H82V49H81ZM169 50H170V48H169ZM193 50H194V49H193ZM193 50H192V53H193ZM250 50H251V49H250ZM9 51H10V52H9ZM23 51H24V50H23ZM27 51H28V50H27ZM83 51H84V50H83ZM103 51H104V50H103ZM107 51H108V50H107ZM107 51H106V52H107ZM118 51H119V50H118ZM154 51H155V49H154ZM154 51H153V52H154ZM162 51H163V50H162ZM176 51H177V50H176ZM188 51H189V53H187V54H190V50H189V49H188ZM239 51H241V50H239ZM37 52H38V51H37ZM37 52H36V53H37ZM55 52H56V51H55ZM59 52H60V51H59ZM163 52H164V51H163ZM194 52H195V51H194ZM218 52H219V53H218ZM237 52H238V54H237ZM44 53H45V52H44ZM44 53H43V54H44ZM53 53H54V52H53ZM87 53H88V52H86V53H85V52H82L83 57H85L84 54L86 55ZM101 53H103V52L101 51ZM104 53H105V52H104ZM113 53H115V52H113ZM143 53H144V52H143ZM155 53H156V52H155ZM166 53H167V52H166ZM171 53H172V54H171ZM173 53H174V54H173ZM192 53H191V54H192ZM201 53H200V54H201ZM206 53H207V54H206ZM89 54H91V53H88V57H89V56L91 57V55L93 56V54H91V55H89ZM106 54H107V53H106ZM124 54L126 55V53H124ZM147 54H148V53H147ZM161 54H162V53H161ZM168 54L173 55V56H171V58H172V59L174 58V59H173L174 61L177 60V59H175L176 56L174 57V55H176L175 52H173V51L171 50V51L168 52ZM178 54H179V53H178ZM178 54H177V55H178ZM185 54H186V53H185ZM187 54L185 55L186 59H188L189 56H190V57H193V56H194V53H193L192 55H187ZM197 54H198V53H197ZM200 54H198V58H199V55H200ZM220 54H221V55H220ZM245 54H244V55H245ZM250 54H251V53H250ZM12 55H14V54H12ZM16 55H17V54H15V57H17ZM19 55H22V54H19ZM25 55H26V54H25ZM34 55H35V53H34ZM50 55H51V53H50ZM53 55H54V54H53ZM57 55H58V54H56V55H54V56L56 57ZM112 55H113V54H112ZM118 55H119V54H118ZM132 55H133V54H132ZM154 55H155V54H154ZM162 55H163V54H162ZM170 55H168V57L166 56V57L168 58L169 61H171V60H170V59H171V58H170ZM207 55H208V56H207ZM246 55H245L244 57H245V58H248V57H246ZM94 56H95V55H94ZM96 56H99V55H96ZM100 56H101V55H100ZM152 56H153V55H152ZM180 56H181V55H180ZM187 56H188V57H187ZM206 56H207V57H206ZM220 56H221V57H220ZM232 56H233V57H232ZM242 56H243V55H242ZM242 56H238L237 59H238L239 57L243 58ZM262 56H261V57H262ZM38 57H40V56H38ZM41 57H42V56H41ZM44 57H45V56H44ZM44 57H43V58H44ZM47 57H48V56H47ZM88 57H85V59L87 60V62H89L88 59H87ZM90 57H89V58H90ZM113 57H114V56H113ZM119 57H120V56H119ZM141 57H142V56H141ZM143 57H144V56H143ZM143 57H142V62H143ZM153 57H154V56H153ZM153 57H152V58H153ZM181 57H182V56H181ZM185 57H184V58H185ZM205 57H206V59H205ZM229 57H230V60H231V61L229 60L230 63L233 62V63H232L233 66H235V64H236V66H235L236 68H235V67L232 68V72H233V70L236 69V70L234 71V72H236L234 75L232 74V72H231L230 69L228 68V67L230 66V64H228V62H227L228 59H229ZM231 57H232V58H231ZM263 57L261 58L262 60H260V57H258L257 59H255V60H256L255 62L258 61V63H259V61H263V60H264ZM12 58L14 59V57H12ZM26 58H28V57H26ZM26 58L24 59V61H23V58H22V61L25 62ZM31 58H32V57H31ZM57 58H58V57H57ZM57 58H56V59H57ZM92 58H93V57H92ZM94 58H95V57H94ZM148 58H149V57H148ZM152 58H150V61H151V62H153V61H152ZM169 58H170V59H169ZM193 58H194L195 61H193V60L191 61V59H193ZM193 58H190V60H187L188 62L186 61V63H189V64H187V68H189L188 65H190V69H188V70H190V71H192V72L194 71L193 73H194V74L196 73L195 75H197V76H198V75L201 76V74L205 72V71H204V72L202 71L203 68H205V67H204L205 62H204L203 60H202V61H199V59L201 60V59H203V58H199V59H196L195 57H193ZM245 58H244V59H245ZM251 58H252V57H250L249 59H251ZM8 59H7V60H8ZM15 59H16V58H15ZM32 59H33V58H32ZM45 59H46V58H45ZM45 59H44V60L41 59L42 61H37V63H38V62H42V63H43V62L45 61ZM47 59H48V58H47ZM99 59H100V58H99ZM145 59H146V58H145ZM244 59H242V60H244ZM7 60H5V62H6ZM19 60L21 61V59L18 58V61H12V62H15L14 64H16V63H19V62H20ZM36 60H37V59H36ZM86 60H85V62H86ZM122 60H123V58H122ZM122 60H121V61H122ZM146 60H147V59H146ZM196 60H198V61L196 62ZM208 60H207V61H208ZM235 60H236V59H235ZM235 60H234V61H235ZM26 61H30V60L27 59ZM32 61L34 62L35 60H32ZM90 61H91V60H90ZM116 61H117V60H116ZM116 61H114V62L116 63ZM121 61H118V65L116 64V66L113 67L114 69L117 70V71L114 70V72H116V73H113V78L111 77L112 80L114 79V84L118 86V88L120 89L121 93H123L122 95H123L124 97H125V95H126L127 98L125 97V99H128V98H129L128 100L133 99L132 97H133L134 95H135L136 97H137V95H138V97L140 98L141 96H143V94H140V95H139V93L142 92L141 89L139 90V91H140L139 93H138V92H137V93H136V92L134 93L133 90H132V92H133L134 94H130V93H132V92L129 93V90H130V87H132V86H133V87H136V85L138 84V81L142 82V78L140 79V77H142L143 74L141 75V74L138 73V74H139L138 76H136V75H135L134 77H133V76H130L129 73H128L126 70H123V69L126 68V66H124V65L122 64ZM130 61H131V60H130ZM150 61H149V62H150ZM180 61H181V60H180ZM253 61H254V59H253ZM8 62H10V61H8ZM48 62H49V61H47V64L44 62V65H46L45 67L48 66V67L52 68V66H49ZM50 62H51V60H50ZM50 62H49V63H50ZM53 62H56V60H54ZM59 62H60V61H59ZM95 62H96V61H95ZM107 62H108V61H107ZM123 62H124V60H123ZM162 62H163V61H162ZM200 62H201V63L203 62L204 65H202ZM235 62H236V61H235ZM263 62H264V61H263ZM263 62H262L261 65H260V67H262V69H263V66H264V65H263ZM20 63H21V62H20ZM28 63H29V62H28ZM37 63H36V64H35V63L32 64V66L35 65V68L33 67V68L35 69V72L37 71V70H36V65H37ZM57 63H58V62H57ZM124 63L126 64V61H125ZM145 63H146V62H145ZM154 63H155V62H154ZM167 63H168V62H167ZM167 63H166V64H167ZM198 63H200V66L198 65ZM206 63H207V62H206ZM3 64H4V63H3ZM14 64H13V65H14ZM26 64H27V62H26ZM38 64H39V63H38ZM40 64H41V63H40ZM40 64H39V67H41ZM54 64H55V63H54ZM54 64H53V65H54ZM127 64H128V63H127ZM182 64H183V63H182ZM241 64H242V62H241ZM4 65H5V64H4ZM8 65H9V64H8ZM8 65H7V66H8ZM10 65H11V64H10ZM19 65H21V64H19ZM28 65H29V64H28ZM28 65H26L27 68H28V67H29V68L32 67L31 65H30V66H28ZM41 65H42V64H41ZM51 65H52V63H51ZM65 65H66V64H65ZM67 65H68V64H67ZM71 65H72V64H71ZM97 65H98V64H97ZM147 65H148V64H147ZM154 65H155V66H154ZM154 65H152V66L155 67V68L153 67L154 70L151 71L152 73L155 71V69H157V66H156V65H158V64L155 63ZM162 65H163V63H162ZM162 65H161V66H162ZM14 66H15V65H14ZM23 66H24V64H23ZM58 66H59V65H58ZM89 66H90V65H89ZM166 66L169 67L168 64H167ZM181 66H182V65H181ZM181 66H179V69L176 67V69H178V70H176L177 73H178V74L176 73V76L179 75V74H180V75L182 74V71H183V70H180V69H181ZM205 66H206V65H205ZM212 66H209V67H211V68H209V69H210V71L213 73V68H212ZM233 66L231 65V67H233ZM16 67H18V65H17ZM21 67H22V65H21ZM24 67H25V66H24ZM45 67H44V68H45ZM61 67L63 68V66H61ZM86 67H87V66H86ZM95 67H98V66H96V65L91 66V68H90L89 71H88V73H89V77L91 78V84L89 83V86L85 85L84 83H83L84 85H83V84L80 85L79 82L81 81V79H80V80L78 79L79 82H76V83H79V84H76V83H75V84H76V90H75V91H77L76 94H78L80 97H83L82 100H83L84 98H85V99H92V98H94V97H95V98L97 97V99L99 100V98H98L99 96L96 95V94H97L96 89H97V88H100V89L102 90L103 87H104V89H105V85H106V84H104L103 79L101 80V78H102L103 76L100 78V76H99L100 74L97 72L98 70H96ZM107 67H108V66H107ZM111 67H112V66H111ZM124 67H125V68H124ZM139 67H140V66H139ZM182 67H184V66H182ZM201 67H202V69H200ZM220 67H221V68H220ZM231 67H230V68H231ZM13 68H14V67H13ZM55 68H56V66H55ZM59 68H60V67H59ZM146 68H147V66H146ZM237 68H239V69H237ZM243 68H244L245 71L248 72V74H247V73H243ZM250 68H251V67H250ZM2 69H3V68H2ZM14 69H15V68H14ZM34 69H33V71H34ZM52 69H53V68H52ZM63 69H64V68H63ZM87 69H88V68H87ZM99 69H100V68H99ZM106 69H107V68H106ZM108 69H109V68H108ZM126 69L128 70V68H126ZM148 69H149V68H148ZM165 69H166V68H165ZM182 69H185V67L182 68ZM205 69H206V68H205ZM0 70H1V69H0ZM12 70H13V69H12ZM44 70H45V69H44ZM46 70H47V69H46ZM53 70H54V69H53ZM58 70H59V69H58ZM69 70H70V69H69ZM110 70H111V69H110ZM138 70H139V69H138ZM172 70H173V69H172ZM200 70H201L202 72H201ZM263 70H264V69H263ZM263 70L260 69L261 74H264V72H262ZM16 71H17V70H16ZM26 71H28V69H27ZM31 71H32V70H31ZM47 71H48V70H47ZM63 71H64V70H63ZM67 71H68V70H67ZM125 71H126L127 73H124ZM140 71H141V69H140ZM198 71H200V74H199ZM216 71H217V70H216ZM221 71H222V70H221ZM12 72H13V71H12ZM35 72H34V73H35ZM43 72H45V71H43ZM65 72H66V71H65ZM100 72H101V71H100ZM110 72H111V71H110ZM157 72H158V71H157ZM197 72H198V73H197ZM5 73H6V72H5ZM5 73H4V74H5ZM26 73L28 74V72H26ZM50 73H51V72H50ZM60 73H61V71H60ZM101 73H102V72H101ZM144 73H145V72H144ZM149 73H150V72H149ZM158 73H159V72H158ZM163 73H164V72H163ZM165 73H166V72H165ZM165 73H164V74H165ZM209 73H210V72H209ZM217 73H218V71H217ZM217 73L214 72V74H213V78H214L215 76H216V78H217V79H216V78L214 79V80H215V83H216V80H217L218 82H221V83H219V84H221V85H222V84H227L226 79H225V82H226V83H222V81L224 80V78H225V77L227 78V76H224V77H223V76L220 75V72L218 73V75H217ZM255 73H254L255 76H256V74H260V73H256V74H255ZM20 74H21V73H20ZM39 74H40V73H39ZM56 74H57V73H56ZM71 74H72V73H71ZM98 74H99V75H98ZM110 74H111V73H110ZM145 74H146V73H145ZM185 74H186V73H185ZM190 74H191V72H190ZM194 74H193V75H194ZM246 74H247V78H248L247 81H246V79H245L246 77L243 78V76H245ZM18 75H19V74H18ZM30 75H31V74H30ZM30 75H29V76H30ZM43 75H44V74H43ZM45 75H46V74H45ZM53 75H54V74H53ZM63 75H64V74H63ZM102 75H103V74H102ZM148 75H149V74H148ZM161 75H162V74H161ZM209 75H210V74H209ZM219 75H220V76H219ZM1 76H2V75H0V77H1ZM32 76H33V75H32ZM40 76H41V75H40ZM61 76H62V75H61ZM79 76H80V75H79ZM146 76H147V75H146ZM166 76H167V75H166ZM172 76H173V75H172ZM182 76H184V75H182ZM189 76H190V75H189ZM191 76H192V75H191ZM202 76H203V75H202ZM210 76H211V75H210ZM238 76H239V77H238ZM8 77H9V76H8ZM8 77H7V78H8ZM37 77H38V76H37ZM51 77H52V75H51ZM64 77H66V76H64ZM68 77H69V75H68ZM68 77H67V78H68ZM174 77H175V76H174ZM178 77H179V76H178ZM184 77H185V76H184ZM222 77H223V78H222ZM261 77H262V76H261ZM13 78H14V77H13ZM73 78H74V77H73ZM152 78H153V76H152ZM152 78H151V79H152ZM193 78H194V77H193ZM198 78H199V76H198ZM219 78H220V79H219ZM229 78H230V77H229ZM257 78H258V77L256 76V79H257ZM3 79H4V78H3ZM15 79H17V78H15ZM20 79H21V78H20ZM39 79H40V78H39ZM64 79H65V78H64ZM70 79H71V78H70ZM108 79H109V78H108ZM139 79H140V80H139ZM155 79H156V78H155ZM163 79H164V78H163ZM195 79H196V78H195ZM221 79H223V80H221ZM244 79H245V80H244ZM254 79H255V77H254ZM30 80H31V79H30ZM48 80H49V78H48ZM53 80H54V79H53ZM57 80H58V79H57ZM72 80H73V82L76 81V79H75V80L72 79ZM153 80H154V79H153ZM165 80H166V79H165ZM178 80H179V78H178ZM185 80H186V79H185ZM201 80H202V79H201ZM212 80H213V79H212ZM24 81H25V80H24ZM26 81H27V79H26ZM46 81H47V80H46ZM62 81H63V79H62ZM155 81H156V80H155ZM179 81H180V80H179ZM179 81H178V82H179ZM241 81H243V82L246 81V82H244V84H243V82L241 83ZM30 82H31V81H30ZM54 82H55V81H54ZM64 82H65V81H64ZM67 82H68V81H67ZM140 82H139V83H140ZM156 82H157V81H156ZM182 82H183V81H182ZM218 82H217L216 84H218ZM254 82H256V81H254ZM14 83H15V82H14ZM20 83H21V82H20ZM43 83H45V82H43ZM69 83L72 84V81L70 80ZM81 83H82V82H81ZM87 83H88V82H87ZM158 83H160V80H158ZM162 83H163V82H162ZM206 83H207V82H206ZM21 84H23V83H21ZM184 84H185V83H184ZM195 84H196V83H195ZM219 84H218V85H219ZM107 85H108V83H107ZM134 85H135V86H134ZM160 85H161V84H160ZM188 85H189V84H188ZM18 86H19V85H18ZM137 86H138V85H137ZM141 86H142V85H141ZM147 86H148V85H147ZM163 86H164V85H163ZM219 86H220V85H219ZM232 86H233V85L231 84V87H232ZM29 87H31V86H29ZM74 87H75V86H74ZM139 87H140V86H139ZM142 87H143V86H142ZM191 87H192V86H191ZM213 87H214V85H213ZM220 87H221V86H220ZM222 87H223V85H222ZM224 87H227V89H225ZM224 87H223V88H224L223 91H226V93L229 95V94H230V93H228L229 90H230V92H231L233 88L228 87V85H224ZM21 88H22V87H21ZM25 88H27V87H25ZM25 88H24V90H25ZM205 88H206V87H205ZM22 89H23V88H22ZM41 89H42V88H41ZM138 89H139V88H138ZM146 89H147V88H146ZM148 89H149V88H148ZM152 89H154V88H152ZM180 89H181V88H180ZM180 89H179V90H180ZM182 89H183V88H182ZM182 89H181V90H182ZM201 89H202V88H201ZM219 89H220V88H219ZM43 90H44V89H43ZM97 90H99V89H97ZM127 90H128V91H127ZM161 90H162V89H161ZM165 90H166V89H165ZM175 90H176V89H175ZM186 90H187V89H186ZM197 90H198V89H197ZM204 90H205V89H204ZM221 90H222V89H221ZM255 90H256V89H255ZM258 90H259V89H258ZM22 91H23V90H22ZM26 91H27V90H26ZM37 91H38V90H37ZM99 91H100V90H99ZM130 91H131V90H130ZM134 91H137V89L134 90ZM143 91H144V90H143ZM149 91H150V90H149ZM158 91H159V90H158ZM188 91H189V90H188ZM205 91H206V90H205ZM205 91H203V92H205ZM234 91H235V90H233V93H234ZM252 91H254V90H252ZM43 92H44V91H43ZM45 92H46V91H45ZM104 92H105V91H104ZM126 92H127V93H126ZM144 92H145V94L148 93L147 90L144 91ZM179 92H180V91H179ZM185 92H186V91H185ZM238 92H239V91H238ZM38 93H39V92H38ZM95 93H96V94H95ZM125 93H126V94H125ZM159 93H160V92H159ZM161 93H162V92H161ZM171 93H172V92H171ZM173 93H174V91H173ZM186 93H187V92H186ZM186 93H184V94L186 95ZM192 93H193V92H192ZM195 93H196V92L193 93V96L195 95ZM209 93H210V92H209ZM231 93H232V92H231ZM233 93H232V95H233ZM23 94H24V92H23ZM36 94H37V93H36ZM49 94H50V93H49ZM49 94H48V95H49ZM68 94H69V93H68ZM98 94H99V92H98ZM151 94H152V93H151ZM155 94H156V92H155ZM169 94H170V93H169ZM169 94H168V95H169ZM178 94H179V93H178ZM189 94H190V93H189ZM205 94H207V93H205ZM205 94H204V95H205ZM212 94H213V93H212ZM248 94H249V93H248ZM248 94H247V95H248ZM256 94H258V93H256ZM32 95H33V94H32ZM37 95H38V94H37ZM44 95H45V94H44ZM55 95H56V94H55ZM65 95H66V94H65ZM130 95H133V96H130ZM148 95H149V94H148ZM148 95H147V97H148V99H149L150 97H149ZM159 95H160V94H159ZM168 95H167V96H168ZM181 95H182V94H181ZM181 95H179V96H180V100L182 99V98H181ZM187 95H188V94H187ZM197 95H198V94H197ZM210 95H211V94H210ZM250 95H252V94H250ZM76 96H77V95H75V97H76ZM79 96H78V101H79ZM101 96H102V95H101ZM103 96H104V94H103ZM135 96H134V97H135ZM175 96H177V95H175ZM179 96H177V98L174 97V100H175V98L178 99ZM207 96H208V95H207ZM213 96H215V95H211V96H209V97H211V98L214 99L216 96H215V97H213ZM224 96H225V95H224ZM226 96H227V95H226ZM230 96H231V94H230L229 97H227V98H230ZM253 96H255L254 93H253ZM104 97H105V96H104ZM136 97H135V98H136ZM138 97H137V98H138ZM147 97H146V95H144V99H143L142 97H141V98H142L144 101H146V102L148 103V102H150V100L147 101ZM250 97H251V99H250V98H249V99L251 100V101H250L251 103H250V102H249L250 104L248 103V104H249V108H250V109L257 108V110H261V112H264V106H263V107L261 106V104H262L263 101H260V100H262V99H261L260 97H259V99H258V96H255V97L250 96ZM262 97H263V96H262ZM21 98H22V97H21ZM53 98H54V97H53ZM101 98H103V97H101ZM137 98H136V99H137ZM139 98H138V99H139ZM141 98H140V99H141ZM158 98H159V97H158ZM167 98H168V97H167ZM199 98H200V97H199ZM72 99H73V98H72ZM97 99H96V100H97ZM155 99H156V97H155ZM164 99H165V98H164ZM186 99H187V98H186ZM194 99H195V98H194ZM196 99H197V98H196ZM48 100H49V99H48ZM70 100H71V99H70ZM76 100H77V99H76ZM100 100H101V99H100ZM100 100H99V101H100ZM105 100H107V99L105 98ZM133 100H135V99H133ZM143 100H142V102H140L141 100H140V101L137 100V101L139 102V104L141 103V105H142V104H143ZM162 100H163V98H162ZM162 100H161V101H162ZM188 100H189V99H188ZM202 100H204V99H202ZM215 100L217 101L218 98H216ZM226 100H227V99H226ZM252 100H253V101H252ZM24 101H25V100H24ZM126 101H127V100H126ZM137 101H136L135 103H137ZM168 101H169V100H168ZM181 101H182V100H181ZM192 101L194 102L193 99H192ZM192 101L190 100V103H191ZM199 101H200V99H199ZM259 101L261 102L260 106H261L262 108H261L260 106H259V108H258V105H259V103H260ZM28 102H30V101H27V103H28ZM50 102H52V101H50ZM83 102H84V101H83ZM92 102H93V101H92ZM95 102H96V101H95ZM157 102H158V100H157ZM184 102H185V101H184ZM213 102H214V101H213ZM219 102H220V101H219ZM231 102H232V101H231ZM252 102H253V103H252ZM55 103H56V101H55ZM103 103H104V102H103ZM109 103H110V102H109ZM119 103H120V102H119ZM119 103H118V104H119ZM129 103H130V102H129ZM144 103H145V102H144ZM150 103H151V102H150ZM154 103L156 104V102H154ZM160 103H161V102H160ZM168 103H169V102H168ZM174 103H175V102H174ZM188 103H189V102H188ZM202 103H203V102H202ZM216 103H218V102H216ZM254 103L256 104L255 107H254V105H253ZM51 104H53V103H51ZM87 104H88V103H87ZM99 104H100V103H99ZM104 104H106V102H105ZM145 104H146V103H145ZM145 104L143 105V107L145 106ZM161 104H162V103H161ZM164 104H165V103H164ZM177 104H178V103H177ZM180 104H181V103H180ZM194 104L196 105V103H194ZM194 104H193V105H194ZM205 104H206V103H205ZM218 104H219V103H218ZM230 104H231V103H230ZM230 104H229V105H230ZM23 105H24V104H23ZM69 105H70V104H69ZM71 105H72V104H71ZM120 105H121V104H119V106H120ZM131 105H134V101H133V104H131ZM168 105H169V104H168ZM215 105H216V104H215ZM215 105H214V108H215ZM229 105H228V106H229ZM252 105H253L254 108L250 107V106H252ZM25 106H26V105H25ZM72 106H73V105H72ZM93 106H94V105H93ZM99 106H100V105H99ZM103 106H104V105H103ZM129 106H130V105H129ZM161 106H163V104H162ZM170 106H171V105H170ZM185 106H186V104H185ZM196 106H197V105H196ZM199 106H200V105H199ZM212 106H213V105H212ZM212 106H210V107H212ZM217 106H218V105H217ZM217 106H216V108H217ZM220 106H221V105H220ZM232 106H234V105L232 104ZM247 106H248V105H247ZM26 107H27V106H26ZM126 107H127V106H126V103H125V106H124V107L122 106L121 109H119V110L116 111V112L119 111L118 114H116V115L118 116L117 118H119L120 120L122 119V116H123V114H124V113H122V111H123L122 109H124V108H126ZM168 107H169V106H168ZM168 107H167V108H168ZM202 107H203V106H202ZM204 107H205V106H204ZM70 108H72V107H70ZM80 108H81V107H80ZM88 108H89V107H88ZM160 108H161V107H160ZM176 108H177V107H176ZM196 108H197V107H196ZM228 108H229V107H228ZM247 108H248V107H247ZM260 108H261V109H260ZM56 109H57V108H56ZM84 109H85V108H84ZM150 109H151V108H150ZM158 109H159V108H158ZM170 109H171V108H170ZM177 109H179V108H177ZM177 109L175 110V114H176L177 111H178ZM229 109H231V107H230ZM229 109H228V110H229ZM232 109H233V108H232ZM42 110L45 111L44 109H42ZM108 110H109V108H108ZM124 110H125L124 112L126 113V114H124V115H126V116H129V115H131V114L133 113L132 117L130 116L131 118L128 117V118H130L132 121H133V120H136L139 116H140V117H144V113L142 112V110H141L140 112L137 110L136 113H138V114L134 113V110H133V112L131 111L130 114H129V112H128L127 110L130 111V109H128V107H127V109H124ZM131 110H132V109H131ZM152 110H154V109H152ZM152 110H151V112H152ZM173 110H174V107H173ZM179 110H180V109H179ZM191 110H192V109H191ZM197 110H198V109H197ZM203 110H205V109H203ZM219 110H220V109H219ZM58 111H59V110H58ZM77 111H78V110H77ZM143 111H144V112H147V115L145 114V115H146V118H147V116H148V111H145V109H143ZM161 111H162V109H161ZM161 111H160V112H161ZM169 111H170V110H168L167 112H169ZM181 111H182V110H181ZM181 111H180V112H181ZM223 111H224V110H223ZM237 111H239V110H236V111L234 112V114H236ZM16 112H17V111H16ZM48 112H49V111H48ZM79 112H80V111H78L77 113H79ZM96 112H97V111H96ZM110 112H111V111H110ZM127 112H128V114H127ZM163 112H164V110H163ZM163 112H162V114H163ZM183 112H184V111H183ZM186 112H187V111H186ZM205 112H206V111H205ZM209 112H210V111H209ZM215 112H216L217 114L215 113L214 117H216V116L218 117V112H217V111H215ZM229 112L231 113L232 110H230ZM229 112H228V113H229ZM239 112H240V111H239ZM254 112H255V111H254ZM23 113H24V112H23ZM51 113H52V112H51ZM51 113H50V114H51ZM73 113H75V112L73 111ZM77 113H75V114L78 115ZM80 113H81V112H80ZM82 113H83V112H82ZM98 113H99V112H98ZM104 113H105V112H104ZM169 113H170V112H169ZM169 113H168V114H169ZM242 113H243V116H244V114L246 115V116H244V117L246 118V120H247L248 118H250V117H249V116H250V113H248L249 115L246 114V113L243 112V111H242ZM242 113H240L241 116H242ZM42 114H43V113H42ZM108 114H109V113H108ZM178 114H179V113H178ZM180 114H182V113H180ZM9 115H10V114H8V116H9ZM47 115H48V114H47ZM59 115H60V114H59ZM89 115H90L89 112L86 113V115H85V117H84L85 119H84L83 117H81V118H83V119L80 118V121H81V122H82V120H83V122H86V120H88V121L90 120V121H91V117H89ZM106 115H107V113H106ZM113 115H114V114H113ZM149 115H150V114H149ZM247 115H248V116H247ZM8 116H7V117H8ZM10 116H11V115H10ZM10 116H9V117H10ZM42 116H43V118H40V117H38V118L43 119V121H42V123H43V122L45 121V119H48V116H49V115H48V116L42 115ZM74 116H75V115H74ZM83 116H84V115H83ZM91 116H92V114H91ZM94 116L97 118L96 114H95ZM104 116H105V115H104ZM126 116L123 117V118H124V119H125V118L127 119ZM161 116H163V115H161ZM166 116H167V115H166ZM170 116H171V115H170ZM219 116L221 117L222 115H219ZM231 116H234V115H231ZM49 117H50V116H49ZM92 117H93V116H92ZM113 117H114V116H113ZM156 117H157V116H156ZM197 117H198V116H197ZM197 117H196V118H197ZM217 117H216V118H217ZM234 117H236V116H234ZM247 117H248V118H247ZM256 117H257V116H256ZM11 118H12V117H11ZM77 118H78V117H77ZM146 118H145V119H146ZM165 118H167V117H165ZM168 118H169V117H168ZM183 118H184V117H183ZM236 118H238V117H236ZM240 118L243 119V117H240ZM17 119H18V117H17ZM51 119H52V118H51ZM66 119H67V118H66ZM110 119H111V118H110ZM113 119H114V118H113ZM169 119H170V118H169ZM12 120H13V118H12ZM12 120H11V121H12ZM18 120H19V119H18ZM48 120H49V119H48ZM48 120H47V122H48ZM69 120H70V119H69ZM71 120H72V119H71ZM103 120H105V118H104ZM106 120H107V119H106ZM160 120H161V119H160ZM174 120H175V119H174ZM216 120H218V121H224L223 123H224L225 125H227L228 127H230L231 125H233V126H231L232 129H233V127L236 128V123H234V122H235V121H239V120H237V119H235V121H232V120L229 121V119L225 120V117H223V119H222V118H221V119L219 118V119H216ZM96 121H97V119H96ZM114 121H115V120H114ZM137 121H138V120H137ZM146 121H148V119H147ZM243 121H245V119H243ZM1 122H2V121H1V119H0V127L2 126V123H1ZM56 122H57V121H56ZM63 122H64V121H63ZM67 122H68V121H67ZM69 122H70V121H69ZM74 122H75V121H74ZM94 122H95V121H94ZM107 122H108V121H107ZM148 122H149V121H148ZM151 122H152V121H151ZM153 122H154V121H153ZM158 122H159V121H158ZM158 122H157V123H158ZM172 122H173V121H172ZM172 122H171V123H172ZM239 122H240V121H239ZM251 122H252V121H251ZM260 122H261V121H260ZM50 123H51V122H50ZM86 123H88V122H86ZM89 123L91 124V122H89ZM92 123H93V122H92ZM110 123H111V122H110ZM123 123H124V122H123ZM123 123H122V124H123ZM161 123H162V124H161ZM197 123H198V121H197ZM201 123H202V122H201ZM228 123H229V124H228ZM63 124H64V123H63ZM103 124H105V123H103ZM160 124H161L162 126L164 125V123H163L162 121H160ZM160 124H158V125H159V127H160V129H161ZM230 124H231V125H230ZM84 125H85V124H84ZM101 125H102V124H101ZM106 125H107V124H106ZM155 125H157V124H155ZM170 125H171V124H170ZM189 125H190V124H189ZM229 125H230V126H229ZM67 126H69V125H67ZM74 126H75V125H74ZM93 126H94V125H93ZM93 126H92V127H93ZM113 126H114V125H113ZM164 126H165V125H164ZM204 126H205V125H204ZM206 126H207V125H206ZM241 126H242V125H241ZM257 126H258V125H257ZM90 127H91V125H90ZM109 127H110V126H109ZM147 127H148V126H147ZM154 127H155V126H154ZM61 128H62V126H61ZM70 128H71V127H70ZM86 128H87V127H86ZM110 128H111V127H110ZM156 128H157V126L155 127V129H156ZM168 128H169V127H168ZM172 128H173V127H172ZM179 128H180V126H179ZM182 128H183V127H182ZM184 128H186V126H185ZM209 128H210V127H209ZM226 128H227V127H226ZM68 129H69V128H68ZM68 129H67V130H68ZM91 129H92V128H91ZM93 129H94V128H93ZM93 129H92V130H93ZM151 129H152V128H151ZM162 129H163V130H162ZM162 129H161V130H162V132L164 133V129H165V128H162ZM186 129H187V128H186ZM188 129H189V128H188ZM203 129H204V127H203ZM203 129H202V130H203ZM211 129H213V128H211ZM228 129H230V128H228ZM232 129H231V130H232ZM2 130H3V129H2ZM9 130H10V129H9ZM16 130H17V129H16ZM16 130H15V131H16ZM63 130H64V129H63ZM67 130H66V132H67ZM166 130H167V129H166ZM168 130H169V129H168ZM177 130H178V129H177ZM189 130H190V129H189ZM231 130H230V131L228 130V132L230 133ZM234 130H235V129H234ZM72 131H73V130H72ZM75 131L77 132V129H76ZM97 131H98V132H99V131L101 132V130H97ZM102 131H103V130H102ZM106 131H107V130H106ZM109 131H110V130H109ZM114 131H115V130H114ZM182 131L184 132V130H182ZM197 131H199V130H196V132H197ZM1 132H2V131H1ZM87 132H88V131H86L85 134H87ZM116 132H117V130H116ZM155 132H156V130H155ZM155 132H154V133H155ZM183 132H181V134H182ZM185 132H186V131H185ZM185 132H184V133H185ZM199 132H201V130H200ZM103 133H104V132H103ZM158 133H159V132H158ZM158 133H157V134H158ZM163 133H162V134H163ZM168 133H169V132H168ZM192 133H193V132H192ZM201 133H203V131H202ZM14 134H15V133H14ZM85 134H84V137H85ZM96 134H97V133H96ZM99 134H100V133H99ZM99 134H98V135H99ZM101 134H102V133H101ZM101 134H100V136H101ZM115 134H116V133H115ZM160 134H161V133H160ZM204 134H205V133H203V134H201V135H204ZM65 135H66V134H65ZM108 135H109V134H108ZM179 135H180V134H179ZM75 136H76V135H75ZM100 136H99V137H100ZM155 136H156V133H155ZM162 136H163V135H162ZM165 136H166V135H165ZM165 136H164V138H165ZM168 136H169V135H168ZM171 136H172V135H171ZM152 137H153V136H152ZM174 137H175V136H174ZM174 137H173V138H174ZM177 137H179V136L177 135ZM177 137H175V138H176L175 141H177L178 144L181 143V144H179V145H183V146H184V144H188V147H189V146H193L194 149H195V146L198 144V143L196 144V142H195V144L192 143V141L194 142V140L196 139V138L193 139L192 136H188V137H187V135H186V136H184V138H183V137H179L180 140H179V138H177ZM186 137H187L188 139H187ZM79 138H80V137H79ZM153 138L156 139L157 137H153ZM158 138H161V139H162L161 135H160V137H158ZM158 138H157V139H158ZM182 138H183L184 140H183ZM230 138H231V137H230ZM81 139H83V138H81ZM93 139H94V138H93ZM99 139H100V138H99ZM129 139H130V138H129ZM171 139H172V138H171ZM190 139H193V140L191 141ZM252 139H253V138H252ZM1 140H2V138H1V135H0V142H1ZM146 140H147V139H146ZM162 140H163V139H162ZM168 140H169V139H168ZM203 140H204V139H203ZM155 141H157V140H155ZM170 141H171V140H170ZM263 141H264V140H263ZM4 142H5V141H4ZM47 142H48V141H47ZM91 142H92V141H91ZM128 142H129V141H128ZM146 142H147V141H146ZM173 142H174V140L172 141V143H173ZM177 142H175V143H177ZM53 143H54V142H53ZM59 143H60V142H59ZM95 143H96V142H95ZM155 143H156V142H155ZM161 143H162V141L160 142V140H159V142H158V144H159V148H160V145L162 146ZM164 143H165V142H164ZM170 143H171V142H170ZM201 143H202V142H201ZM245 143H246V142H245ZM11 144H12V143H11ZM60 144H63V143H60ZM87 144H88V142H87ZM147 144H148V143H147ZM149 144H151V142H150ZM158 144H157V146H158ZM217 144H218V143H216V145H217ZM57 145H58V144H57ZM57 145L55 144V145H53V147H54V146H57ZM63 145H64V144H63ZM88 145L91 146V145H93V144H88ZM135 145H137V144H135ZM173 145H175V144H173ZM202 145H203V144H202ZM202 145H199V146H202ZM206 145H207V144H206ZM208 145H209V144H208ZM239 145H240V144H239ZM247 145H248V144H247ZM247 145H246V146H247ZM8 146H9V144H8ZM67 146H68V145H67ZM90 146H89V148H91ZM100 146H101V145H100ZM140 146H141V145H139V147H140ZM186 146H187V145H186ZM199 146H198V147H199ZM13 147H14V146H13ZM13 147H12V148H13ZM51 147H52V146H51ZM176 147H177V146H176ZM196 147H197V146H196ZM243 147H244V146H243ZM251 147H252V145L249 146V148H251ZM9 148H10L9 151H11V150H12L11 147H9ZM14 148H15V147H14ZM21 148H22V147H21ZM96 148H97V147H96ZM121 148H122V147H121ZM123 148H124V147H123ZM129 148H130V147H129ZM137 148H138V147H137ZM71 149H72V148H71ZM106 149H107V148H106ZM116 149H117V148H116ZM155 149H156V148H155ZM161 149H162V151H163V150H165V147H164V148L161 147ZM239 149H240V148H239ZM22 150H23V149H22ZM24 150H25V149H24ZM24 150H23V152H24ZM79 150H81V149H79ZM92 150H93V149H92ZM98 150H99V149H98ZM138 150H139V149H138ZM141 150H143V149H140V151H141ZM156 150H157V149H156ZM220 150H221V149H220ZM248 150H249V149H248ZM5 151H7L6 148H5V146L3 147L2 144L0 143V157H1V158H0V176H1V177H4V179L6 180V184H7V182L10 183L12 180H14V177H13V176H14L15 172H18V170H19V168H18V166H17V165H19V163L16 164V159H15L16 156L14 157V156L12 155L13 153H10V154L13 156V158H11L10 155H9L10 158H6L5 155L7 154V152H8V154H9V151H7V152H5ZM53 151H54L55 153H57V154H64V156H66V155H65L66 153L68 154L67 149H65V148H63V147L58 148V146H57V147H55V148L53 149ZM75 151H76V150H75ZM131 151H132V149H131ZM146 151H147V150H146ZM146 151H145V152H146ZM165 151H166V150H165ZM195 151H196V150H195ZM202 151H203V149H202ZM204 151H205V150H204ZM245 151H246V150H245ZM245 151H244V152H241V154H242V159L245 158V157L247 156V155H245V154H246ZM20 152H21V151H20ZM95 152H96V151H95ZM110 152H111V151H110ZM154 152H159V151L157 150V151H154ZM163 152H164V151H163ZM218 152H221V153H222V151H218ZM24 153H26V150H25ZM24 153H23V155H24ZM55 153H54V154H55ZM77 153H78V152H77ZM80 153H81V151H80ZM82 153H83V152H82ZM93 153H94V152H93ZM98 153H99V152H98ZM100 153H101V152H100ZM147 153H149V152H147ZM214 153H215V152H214ZM221 153H219L218 156H216V157L219 158V155H221V156H220V157H221L220 159L224 158L225 156H224V155L222 156V154H223L224 152H223L222 154H221ZM225 153H226V152H225ZM238 153H239V152H238ZM57 154H56V155H57ZM72 154H73V153H72ZM94 154H95V153H94ZM96 154H97V153H96ZM96 154H95V155H96ZM132 154H133V153H132ZM137 154H138V153H137ZM142 154H143V153H142ZM165 154H166V152H165ZM236 154H237V153H236ZM248 154H249V153H248ZM14 155H15V154H14ZM23 155H21V156H23ZM27 155H28V154H27ZM83 155H84V154H83ZM92 155H93V154H92ZM126 155H127V154H126ZM133 155H134V154H133ZM143 155H144V154H143ZM154 155H155V154H154ZM84 156H85V155H84ZM88 156H89V155H88ZM128 156H129V155H128ZM128 156H127V157H128ZM144 156H145V155H144ZM158 156H159V155H158ZM158 156H157V157H158ZM248 156H249V155H248ZM17 157H18V156H17ZM19 157H20V156H19ZM26 157H27V156H26ZM56 157H57V156H56ZM76 157H77V156H76ZM78 157H80V154H79ZM100 157H101V156H100ZM112 157H113V156H112ZM147 157H148V156H147ZM153 157H155V156H153ZM166 157H167V156H166ZM58 158H60V156H59ZM74 158H75V157H74ZM74 158H73V159H74ZM80 158H82V157H80ZM80 158H77V159L80 160ZM119 158H120V157H119ZM136 158H138V157H136ZM142 158H144V157L142 156ZM75 159H76V158H75ZM75 159H74V160H75ZM101 159H102V158H101ZM145 159H146V158H145ZM152 159H153V158H152ZM224 159H225V158H224ZM53 160H54V158H53ZM78 160H76V161H78ZM127 160H128V159H127ZM158 160H160V159H158ZM239 160H240V159H239ZM56 161H58V160H56ZM104 161H105V160H104ZM195 161H196V160H195ZM33 162H34V161H33ZM72 162H73V161H72ZM84 162H85V161H84ZM84 162H83V163H84ZM86 162H87V161H86ZM86 162H85V163H86ZM117 162H118V160H117ZM123 162H124V160H123ZM150 162H151V161H150ZM153 162H154V161H153ZM160 162H161V161H160ZM26 163H27V162H26ZM31 163H32V162H31ZM36 163H37V162H36ZM74 163H75V162H74ZM78 163H79V162H78ZM102 163H103V162H102ZM107 163H109V162H107ZM112 163H113V162H112ZM155 163H156V162H154V164H155ZM219 163H220V161H219ZM232 163H233V162H232ZM48 164H49V162H48ZM55 164H56V163H55ZM76 164H77V163H76ZM118 164H119V163H118ZM122 164H123V163H122ZM157 164L159 165V163H157ZM22 165H23V163H22ZM28 165H29V164H28ZM36 165H37V164H36ZM36 165H35V166H36ZM38 165H39V164H38ZM67 165H69V163H68ZM79 165H82V164H79ZM98 165H99V164H98ZM103 165H104V163H103ZM112 165H113V164H112ZM112 165H111V166H112ZM115 165H116V164H115ZM115 165H114V166H115ZM176 165H177V164H176ZM236 165H237V164H236ZM58 166H59V165H58ZM69 166H70V165H69ZM108 166H109V165H108ZM114 166H113V167H114ZM135 166H136V165H135ZM168 166H169V165H168ZM262 166H263V165H262ZM32 167H33V166H32ZM71 167H72V166H71ZM80 167H81V166H80ZM99 167H100V166H99ZM117 167H118V166H117ZM169 167H170V166H169ZM241 167H243V166H241ZM263 167H264V166H263ZM34 168H35V167H34ZM61 168H63L62 170H64V171L67 170V166H65V165H63V164H62V167H61ZM69 168H70V167H69ZM72 168H73V167H72ZM95 168H96V167H95ZM95 168H94V169H95ZM100 168H101V167H100ZM234 168H235V167H234ZM234 168H233V170H234ZM237 168H238V167H237ZM17 169H18V170H17ZM37 169H38V168H37ZM94 169L90 171V173L93 172V173L90 174V175H94L93 177L98 176V177L100 178V179H98V180L102 181L103 178H105V177L102 176V175L100 174V172H96V170H94ZM96 169H97V168H96ZM23 170H24V169H23ZM30 170H31V169H30ZM34 170H35V169H34ZM51 170H52V169H51ZM88 170H89V169H88ZM100 170H101V169H100ZM112 170H113V168H112ZM122 170H123V169H122ZM210 170H211V171L213 170L212 173H214V170H216V168H215V169L213 168V169H210ZM210 170H209V171H210ZM238 170H239V169H238ZM52 171H53V170H52ZM56 171H57V170H56ZM58 171H59V170H58ZM67 171H68V173L71 172V170H67ZM67 171H65V172L67 173ZM69 171H70V172H69ZM77 171H78V170H77ZM97 171H99V170H97ZM128 171H129V170H128ZM128 171H127V172H128ZM209 171H207V173H206L207 175H208V174H209V175L212 174V173H208ZM20 172H21V171H20ZM25 172H26V171H25ZM28 172H29V171H28ZM31 172H32V171H31ZM33 172H34V171H33ZM125 172H126V171H125ZM163 172H164V171H163ZM178 172H179V171H178ZM260 172H261V171H260ZM26 173H27V172H26ZM26 173H25V175H26ZM36 173H37V172H36ZM49 173H50V172H49ZM59 173H60V172H59ZM119 173H120V172H119ZM121 173H122V172H121ZM131 173H132V172H131ZM223 173H224V170H223ZM83 174H84V173H83ZM25 175H24V176H25ZM37 175H38V174H37ZM39 175H40V174H39ZM85 175H86V174H85ZM90 175H89V176H90ZM99 175H101L102 177L99 176ZM118 175H120V174H117L116 176L119 177V179L121 180V183H122V182H123V181H122V178H120V176H118ZM121 175L123 176V174H121ZM212 175H213V174H212ZM250 175H251V174H250ZM15 176H16V175H15ZM48 176H49V175H48ZM54 176H55V175H54ZM65 176H66V175H65ZM69 176H70V175H69ZM122 176H121V177H122ZM210 176H211V175H210ZM245 176H246V175H245ZM1 177H0V178H1ZM27 177H28V176H27ZM38 177H39V176H38ZM38 177L33 176V179H32L31 181H32L33 183H37V182H38V180H37ZM56 177H57V176H56ZM67 177H68V175H67ZM86 177H87V176H86ZM262 177H263V176H262ZM52 178H53V176H52ZM81 178H83V177H81ZM101 178H102V180H101ZM208 178H209V177H208ZM63 179H64V178H63ZM67 179H69V177H68ZM204 179H205V178H204ZM5 180H4V181H5ZM25 180H26V179H25ZM52 180H53V179H52ZM69 180H70V179H69ZM94 180H97V179H94ZM109 180H110V179H109ZM114 180H115V179H114ZM123 180H124V179H123ZM224 180H225V179H224ZM263 180H264V179H263ZM14 181H15V180H14ZM16 181H17V180H16ZM31 181H30V182H31ZM62 181H63L62 179H61V180L58 179V181L55 182V183H56V186H55V187H60V186H62V185H61V184H62ZM115 181H116V180H115ZM115 181H114V182H115ZM51 182H52V181H51ZM69 182H70V181H69ZM77 182H79L78 185L80 186V189H82L84 192H88V190H89V188H90V187H89V186H90V185H89L90 183L87 182V178H86V180L83 179V180H81V181H77ZM77 182H76V183H77ZM91 182H92V181H91ZM109 182H111V181H109ZM191 182H192V181H191ZM225 182H227V180H225ZM3 183H4V182H3ZM17 183H18V182H17ZM33 183H32V184H33ZM65 183H66V182H65ZM101 183H102V182H101ZM117 183H118V182H117ZM193 183H194V182H193ZM98 184H100V183H98ZM103 184H104V183H103ZM119 184H120V183H119ZM194 184H195V183H194ZM14 185H15V183H14ZM18 185H19V184H18ZM34 185H35V184H34ZM39 185H40V184H39ZM95 185H96V184H95ZM110 185H111V184H110ZM110 185H109V186H110ZM120 185H121V184H120ZM207 185H208V184H207ZM16 186H17V185H16ZM29 186H30V185H29ZM35 186H36V185H35ZM40 186H41V185H40ZM63 186H64V185H63ZM63 186H62V187H63ZM67 186H68V185H67ZM76 186H77V185H76ZM103 186H104V185H103ZM116 186H117V184H116ZM121 186H122V185H121ZM138 186H139V185H138ZM225 186H226V185H225ZM229 186H230V185H229ZM0 187H1V186H0ZM4 187H5V186H4ZM14 187H15V186H14ZM14 187H13V188H14ZM64 187H65V186H64ZM68 187H70V186H68ZM91 187H92V186H91ZM139 187H140V186H139ZM186 187H187V186H186ZM222 187H223V186H222ZM232 187H233V186H232ZM30 188H31V187H30ZM92 188H93V187H92ZM94 188H95V187H94ZM130 188H131V187H130ZM192 188H193V187H192ZM192 188H191V189H192ZM1 189H3V188H1ZM18 189H19V191L22 192L23 196H25V197H24V201H25L24 203L27 204V206H28V204H30V203L32 202L31 200H30L31 202H29V197H30L29 194H30V193H33V192H29V191L24 187L23 184H22V186H20ZM42 189H43V188H42ZM61 189H62V188H61ZM101 189L103 190L102 187H101ZM105 189H106V188H105ZM112 189H113V188H112ZM119 189H120V188H119ZM15 190H16V189H15ZM43 190H44V189H43ZM56 190H57V189H56ZM109 190H110V189H109ZM186 190H187V188H186ZM5 191H6V190H5ZM8 191H9V190H8ZM19 191H18V192H19ZM75 191H76V190H75ZM78 191H79V190H78ZM90 191H91V190H90ZM95 191H96V190H95ZM104 191H105V190H103V192H104ZM106 191H108V190L106 189ZM120 191H121V190H120ZM120 191H118V189H117V191H115V192H119V194H120L121 197H125L124 194H122L123 192L120 193ZM194 191H195V189H194ZM197 191H198V190H197ZM256 191H257V190H256ZM1 192H2V191H1ZM39 192L42 193L43 191L40 189ZM39 192H38V194H40ZM63 192H64V191H63ZM72 192H73V191H72ZM84 192H83V193H84ZM100 192H101V191H100ZM126 192H127V191H126ZM149 192H150V191H149ZM162 192H163V191H162ZM191 192H193V191H191ZM202 192H203V191H202ZM210 192H211V191H210ZM220 192H221V191H220ZM233 192H234V191H233ZM2 193H3V192H2ZM47 193H48V192H47ZM69 193H70V192H69ZM73 193H74V192H73ZM79 193L81 194V192H79ZM79 193L77 192V193L74 195V197L71 196L72 198H71L70 200L75 201V202H76V203L74 202L75 204H77V203L79 204V202H80V201H79V200H80V194H79ZM92 193H93V192H92ZM94 193H95V192H94ZM96 193H97V192H96ZM108 193H109V192H108ZM108 193H105V194H108ZM138 193H139V192H138ZM147 193H148V192H147ZM147 193H145V194H147ZM154 193H155V192H154ZM196 193H197V192H196ZM216 193H217V192H216ZM16 194H17V193H16ZM90 194H91V192H90ZM90 194H89V195H90ZM103 194H104V193H103ZM113 194H115V193H113ZM119 194H118V196H119ZM69 195H70V194H69ZM93 195H94V196H93ZM110 195H112V194H110ZM195 195H196V194H195ZM6 196H7V195H6ZM9 196H10V194H9ZM17 196H18V194H17ZM21 196H22V195H21ZM35 196H36V195H35ZM85 196H86V195H85ZM90 196L94 197V200H95V201H97V200H99V199H100V200L102 199V198H101V193H99V194H91ZM90 196H89V197H90ZM104 196H105V195H104ZM107 196H108V195H107ZM128 196H129V195H128ZM199 196H200V195H199ZM13 197H14V195H13ZM69 197H70V196H69ZM69 197H68L67 199H68L69 202H71V201L69 200ZM92 197H91V199H92ZM102 197H103V195H102ZM105 197H106V196H105ZM116 197H117V196H116ZM202 197H203V196H202ZM2 198H4V197L2 196ZM18 198H19V197H18ZM20 198H21V197H20ZM35 198H36V197H35ZM40 198H41V196H40ZM118 198H119V197H118ZM216 198H217V197H216ZM36 199H37V198H36ZM46 199H47V198H46ZM65 199H66V198H65ZM91 199H90V200H91ZM106 199H107V197H106ZM120 199H122V198H120ZM127 199H129V198H127ZM133 199H134V198H133ZM214 199H215V198H214ZM255 199H256V198H255ZM51 200H52V199H51ZM55 200H56V199H55ZM63 200H64V199H63ZM94 200H93V201H94ZM135 200H136V199H135ZM143 200L146 201V199H143ZM196 200H197V199H196ZM58 201H59V200H58ZM61 201H62V200H61ZM64 201H65V200H64ZM82 201H83V200H82ZM82 201H81V202H82ZM91 201H92V200H91ZM95 201H94V202H95ZM113 201L115 202L114 199H113ZM124 201H125V200H124ZM180 201H181V199H180ZM200 201H201V200H200ZM1 202H2V201H1ZM38 202H39V201H38ZM94 202H93V203H94ZM100 202H101V201H100ZM102 202H103V201H102ZM125 202H126V201H125ZM140 202H141V201H140ZM164 202H165V201H164ZM168 202H169V201H168ZM225 202H226V201H225ZM225 202H224V203H225ZM47 203H48V202H47ZM108 203H109V202H108ZM115 203H116V202H115ZM122 203H124V202H122ZM172 203H173V202H172ZM0 204H1V203H0ZM53 204H54V203H52L51 206H52ZM124 204H125V203H124ZM208 204H209V203H208ZM258 204H259V203H258ZM261 204H262V203H261ZM48 205H49V204H48ZM83 205H84V204L81 205L82 208L85 207V206H83ZM97 205H98V204H97ZM106 205H107V204H106ZM115 205H117V203L114 204V206H115ZM175 205H176V203H175ZM178 205H179V204H178ZM200 205H201V204H200ZM7 206H8V205H7ZM37 206H38V205H37ZM57 206H58V204H57ZM63 206H64V205H63ZM90 206H92V205H90ZM102 206H104V205H102ZM112 206H113V205H112ZM164 206H165V205H164ZM241 206H242V205H241ZM245 206H246V205H245ZM29 207H30V206H29ZM32 207H33V206H32ZM49 207H50V206H49ZM52 207H53V206H52ZM77 207H79V206H77ZM160 207H161V206H160ZM199 207H200V206H199ZM229 207H230V206H229ZM234 207H235V206H234ZM30 208H31V207H30ZM47 208H48V207H47ZM55 208H56V207H55ZM79 208H80V207H79ZM82 208H81V209H82ZM108 208H109V204H108V207H107V208H105V206H104V209H103V210L106 211V212H105V213H106V216H107V214H108ZM133 208H134V207H133ZM151 208H152V207H151ZM176 208H177V207H176ZM250 208H251V207H250ZM38 209H39V208H38ZM58 209H59V208H58ZM60 209H61V208H60ZM84 209H86V208H84ZM109 209H111V207H110ZM141 209H142V208H141ZM148 209H149V208H148ZM179 209H180V208H179ZM183 209H184V207H183ZM197 209H198V208H197ZM209 209H210V207H209ZM10 210H11V209H10ZM53 210H55V209H53ZM133 210H134V212H136V211H135L136 209H133ZM133 210H132V211H133ZM207 210H208V209H207ZM224 210H225V212L227 213L228 210H231V208H228L227 211H226V209H224ZM233 210H234V209H232V212H233ZM257 210H259V209H257ZM38 211H39V210H38ZM80 211H81V210H80ZM137 211H138V210H137ZM142 211H143V209H142ZM144 211H145V210H144ZM155 211H156V210H155ZM183 211H184V210H183ZM191 211H192V210H191ZM191 211H189V212H191ZM220 211H221V210H220ZM234 211H235V210H234ZM247 211H248V210H247ZM252 211H253V210H252ZM4 212H5V211H4ZM32 212H33V211H32ZM43 212H44V211H43ZM81 212H82V211H81ZM111 212H112V211L110 210V213H111ZM140 212H141V210H140ZM146 212H148V211H146ZM152 212H153V211H152ZM170 212H171V211H170ZM193 212H194V211H193ZM193 212H191V213L193 214ZM201 212H203V211H201ZM222 212H224V211H222ZM232 212H231V213H232ZM249 212H250V211H249ZM259 212H260V210H259ZM10 213H11V211H10ZM105 213H104V216H105ZM110 213H109L108 215H110ZM158 213H159V211H158ZM226 213H224V214H226ZM231 213H229V212L227 213L228 218H229V216H232ZM237 213H238V212H237ZM28 214H29V213H28ZM75 214H77V213H75ZM102 214H103V213H102ZM187 214H188V213H187ZM197 214H198V213H197ZM199 214H200V212H199ZM220 214H221V213H220ZM228 214H230V215H228ZM52 215H53V214H52ZM78 215H81V214H78ZM118 215H119V214H118ZM140 215H141V214H140ZM145 215H146V214H145ZM184 215H185V214H184ZM1 216H2V214H1ZM16 216H17V215H16ZM37 216L40 217L41 214H40V215L38 214ZM43 216H44V215H43ZM69 216H70V215H69ZM141 216H142V215H141ZM189 216H190V215H189ZM192 216H193V218L195 217L194 219H196V215H195V216L192 215ZM225 216H226V215H225ZM227 216H226V217H227ZM251 216H252V215H251ZM12 217H13V216H11V218H12ZM66 217H67V216H66ZM66 217H65V218H66ZM100 217H101V216H100ZM111 217H112V215H111ZM119 217H120V215H119ZM197 217H198V216H197ZM11 218H10V216L7 217V215H3L2 217H0V221L3 222V223L5 224V222H9ZM13 218H16V217H13ZM21 218H22V217H20V220H21ZM33 218H34V217H33ZM40 218H41V217H40ZM74 218H76V217H74ZM74 218H73V219H74ZM107 218H108V216H107ZM191 218H192V217H191ZM230 218H231V217H230ZM36 219H37V218H36ZM41 219H42V218H41ZM41 219H40V220H41ZM78 219L81 221V217H79ZM82 219L84 220V218H82ZM103 219H104V217L102 216V221H106V219H104V220H103ZM119 219H120V218H119ZM197 219H198V218H197ZM199 219H200V218H199ZM199 219H198V221H201L203 218H202L201 220H199ZM232 219H233V218H232ZM32 220H33V219H32ZM42 220H43V219H42ZM85 220H86V218H85ZM85 220H84V221H85ZM99 220H100V219H99ZM49 221H51V219H50ZM49 221H48V222H49ZM57 221H58V220H57ZM107 221H109V223H110V220H109V219H107ZM118 221H119V220H118ZM196 221H197V220H196ZM209 221H210V220H209ZM30 222H31V221H30ZM43 222H46V221H43ZM58 222H59V221H58ZM201 222H204V221L202 220ZM3 223H2V224H3ZM19 223H20V222H19ZM23 223H24V222H23ZM25 223H26V221H25ZM94 223H95V222H94ZM105 223H108V222H105ZM204 223H205V222H204ZM251 223H252V221H251ZM251 223H250V225H251ZM31 224H32V223H31ZM37 224H38V223H37ZM41 224H42V223H41ZM45 224H46V223H45ZM74 224H75V222H74ZM89 224H90V223H89ZM189 224H190V223H189ZM28 225H30V224H28ZM90 225H91V224H90ZM125 225H126V224H125ZM182 225H184V224L182 223ZM5 226H6V225H5ZM19 226H20V225H19ZM37 226H39V225H37ZM46 226H47V225H46ZM69 226H70V225H69ZM72 226H73L74 228H73ZM77 226H78V225H77ZM77 226H75V225H73V224L71 225V227H72L73 230H75V231H77ZM104 226H105V225H104ZM138 226H139V225H138ZM138 226H137V227H138ZM161 226H162V225H161ZM211 226H212V225H211ZM240 226H241V225H240ZM21 227H22V226H21ZM79 227H81V226H79ZM90 227H91V226H90ZM125 227H126V226H125ZM159 227H160V226H159ZM191 227H192V225H191ZM217 227H218V226H217ZM30 228H31V227H30ZM34 228H35V227L32 226L31 229L33 230ZM65 228H67V227H65ZM72 228H71V229H72ZM75 228H76V229H75ZM138 228H139V229H136V230H138V231H137L138 233H136L135 235H142L144 228H143V230H142L141 227H138ZM183 228H184V227H183ZM58 229H59V228H58ZM93 229H94V227H93ZM93 229H92V230H93ZM140 229H141V231H140ZM155 229H156V228H155ZM160 229H161V228H160ZM187 229L190 231V229H192V228L189 227V228H187ZM15 230H16V229H15ZM25 230H26V229H25ZM27 230H28V229H27ZM29 230H30V229H29ZM81 230H82V229H81ZM193 230H194V228H193ZM239 230H240V229H239ZM30 231H31V230H30ZM34 231H35V230H34ZM139 231H140L141 234L139 233ZM144 231H145V230H144ZM146 231H147V230H146ZM146 231H145V233H146ZM148 231H149V230H148ZM148 231H147V232H148ZM150 231H152V232L154 233V230H153V229L150 230ZM150 231L148 232L149 234L152 233V232H150ZM24 232H25V231H24ZM56 232H57V231H56ZM85 232H86V230H85ZM206 232H207V231H206ZM240 232H241V231H240ZM26 233H27V232H26ZM90 233H91V232H90ZM94 233H95V232H94ZM127 233H128V232H127ZM134 233H135V232H134ZM177 233H178V232H177ZM22 234H23V233H22ZM52 234H53V233H52ZM54 234H55V233H54ZM77 234H78V233H77ZM82 234H83V233H82ZM181 234H182V233H181ZM251 234H252V233H251ZM255 234H256V233H255ZM13 235H14V234H13ZM31 235H32V234H31ZM144 235H145V234H144ZM146 235H147V233H146ZM158 235H159V234H158ZM161 235H162V234H161ZM176 235H178V234H176ZM260 235H261V234H260ZM16 236H17V235H16ZM27 236H28V235H27ZM54 236H55V235H54ZM64 236H65V238H64L65 240H66L67 238L70 237V236H67V235H65V234H64ZM72 236H73V235H72ZM77 236H78V235H77ZM85 236H86V235H85ZM156 236H157V234H156ZM257 236H258V235H257ZM0 237H1V236H0ZM14 237H15V236H14ZM59 237H62V236L60 235ZM66 237H67V238H66ZM74 237H75V236H74ZM80 237H81V236H80ZM157 237H158V236H157ZM160 237H161V236H160ZM160 237H159V238H160ZM182 237H183V236H182ZM77 238H79V237H77ZM142 238H143V237H142ZM155 238H156V237H155ZM186 238H187V237H186ZM71 239H72V238L70 237V238L67 239L66 241H72L73 239H72V240H71ZM75 239H76V237L74 238V240H75ZM79 239H80V238H79ZM118 239H119V238H118ZM62 240H63V239H62ZM131 240H132V239H131ZM260 240H261V239H260ZM260 240H259V241H260ZM54 241H55V240H54ZM128 241H129V240H128ZM132 241H133V240H132ZM139 241H140V240H139ZM139 241H138V242H139ZM262 241H263V239H262ZM27 242H28V241H27ZM75 242H76V241H75ZM156 242H157V241H156ZM223 242H224V241H223ZM260 242H261V241H260ZM228 243H229V242H228ZM228 243H227V244H228ZM76 244H79V243H76ZM76 244H74V245L76 246ZM82 244H83V243H82ZM93 244H94V243H93ZM139 244H140V243H139ZM188 244H189V243H188ZM188 244H187V245H188ZM231 244H232V243H231ZM251 244H252V243H251ZM24 245H25V244H24ZM36 245H37V244H36ZM135 245H136V243H135ZM256 245H257V244H256ZM259 245H260V244H259ZM87 246H88V245H87ZM171 246H172V245H171ZM182 246H183V245H182ZM233 246L235 247V245H233ZM11 247H12V246H11ZM47 247H49L48 244H47ZM77 247H78V245H77ZM82 247H83V246H82ZM88 247H89V246H88ZM142 247H143V246H142ZM180 247H181V246H180ZM258 247H259V246H258ZM33 248H34V247H33ZM38 248H39V247H38ZM78 248H79V247H78ZM131 248H132V247H131ZM181 248H182V247H181ZM225 248H226V247H225ZM225 248H224V249L222 248L223 251H225L224 254L229 252V251H227L228 249L225 250ZM228 248H229V247H228ZM19 249H20V248H19ZM80 249H82V248H80ZM136 249H137V248H136ZM179 249H180V248H179ZM179 249H178V250L174 249V250L177 252V251H179ZM182 249H183V248H182ZM182 249H180V250H182ZM199 249H200V248H199ZM229 249L231 250V248H229ZM245 249H246V247H245ZM15 250H16V249H15ZM15 250H14V251H15ZM51 250H52V249H51ZM51 250H50V252H51ZM88 250H89V249H88ZM79 251H80V250H79ZM226 251H227V252H226ZM0 252H1V251H0ZM9 252H10V251H9ZM17 252H18V251H17ZM19 252H20V251H19ZM21 252H22V251H21ZM166 252L168 253L167 250H166ZM173 252H174V251H173ZM233 252H234V251H233ZM78 253H79V252H78ZM171 253H172V252H171ZM181 253H183V251H182ZM186 253H187V252H186ZM186 253H185L184 255H186ZM192 253H193V251H192ZM231 253H232V252H231ZM231 253H230V258H232L231 260H233V257L231 256ZM248 253H249V252H248ZM30 254H31V253H30ZM114 254H115V253H114ZM143 254H144V253H143ZM160 254H161V253H160ZM176 254H177V253H176ZM233 254H234V253H232V255H233ZM24 255H26V253H25ZM75 255H76V254H75ZM115 255H116V254H115ZM182 255H183V254H182ZM228 255H229V254H227V256H228ZM26 256H27V255H26ZM32 256H33V255H32ZM102 256H103V255H102ZM225 256H226V255H225ZM227 256H226V257H227ZM49 257H50V256H49ZM64 257H65V256H64ZM162 257H163V256H161V258H162ZM164 257H165V256H164ZM185 257H186V256H185ZM29 258H30V257H29ZM32 258H33V257H32ZM66 258H67V257H66ZM74 258H75V257H74ZM101 258H102V257H101ZM121 258H122V257H121ZM156 258H157V257H156ZM212 258H213V257H212ZM224 258H225V257H224ZM230 258L225 259V260H229ZM30 259H31V258H30ZM44 259H45V258H44ZM47 259H48V257H47ZM64 259H65V258H64ZM128 259H130V258H128ZM143 259H144V258H143ZM183 259H185V258H183ZM1 260H2V259H1ZM7 260H8V259H7ZM70 260H71V258H70ZM105 260H106V259H105ZM62 261H63V260H62ZM162 261H165V259L162 260ZM176 261H177V260H176ZM176 261H175V262H176ZM155 262H157V261H155ZM159 262H160V261H159ZM179 262H180V261H179ZM226 262L228 263V262H230V260H229V261H226ZM226 262H225V263H226ZM231 262H232V261H231ZM231 262H230V263H231ZM50 263H51V262H50ZM55 263H56V262H55ZM95 263H96V262H95ZM133 263H134V262H133ZM133 263H132V264H133ZM209 263H210V262H209ZM56 264H58V263H56ZM67 264H68V263H67ZM90 264H91V263H90ZM96 264H97V263H96ZM100 264H102V263H100ZM134 264H136V263H134ZM137 264H138V263H137ZM165 264H166V262H165ZM173 264H174V263H173ZM175 264H176V263H175ZM182 264H183V263H182ZM184 264H185V263H184ZM228 264H229V263H228Z\"/></svg>",
    "mask_w": 264,
    "mask_h": 264
}]
</instances>
